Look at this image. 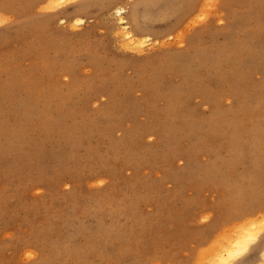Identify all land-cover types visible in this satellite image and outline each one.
Segmentation results:
<instances>
[{
	"label": "rangeland",
	"instance_id": "374dc122",
	"mask_svg": "<svg viewBox=\"0 0 264 264\" xmlns=\"http://www.w3.org/2000/svg\"><path fill=\"white\" fill-rule=\"evenodd\" d=\"M36 1L37 0H31L30 2L28 0H20V1L19 0H2V1H0V35L2 34V37L0 36L1 37L0 38V45L2 44L0 46V52H1V54H0V58H1L0 59V61H1L0 62V71H1L0 72V94H1L0 95V98H1L0 99V106H1L0 107V127H2L1 123L3 122L2 123L3 127L8 128V130H10L13 127L15 128L18 125H20L23 128L25 127L23 131H25V130L27 131V132H25L26 136L24 135L25 138H21L22 141H21V139L15 140L12 143H10L5 136H2V137L0 136V156H1V158H0V176L2 177V179H4V181L6 183V187H10L7 189L5 187V183L3 182V180L0 177V193H1L0 197L2 195V199L0 198V200H1L0 206L2 207V208L0 207V217H1L0 218V264H77V262H80L78 264H84V263L85 264H124V263L125 264H132L136 258L140 259V258L144 257L145 249L148 246H153L155 248L163 246V247L168 248V249L169 248L178 249L181 247V249H180L181 252L178 254L177 259L179 261H182V264H185L186 262H188L186 264H208L204 261H208L211 257L212 258L214 257V258H213V260H209L208 261L209 263L212 261L213 262V263L211 262L212 264H227V263L230 264L229 263L230 262L229 257L231 255L230 253L233 251V247L235 246L236 242L238 241L237 238H238L239 234L237 235V232H239L240 230L246 229L250 225L251 226L257 225V226H256V228H255V226L252 228L249 227L250 230L248 233L254 232V234H256V233H259L261 230L264 229V222H263L264 221V219H263L264 218V207H262L261 210L256 212V214L254 213L255 219L252 220V221H254V223H250L249 225H246L247 224V222H245L246 219L239 220V219H237V217L235 219V216H236L235 214L239 213V208H237V207L241 206V207L250 208L249 206L252 205V202L254 201L253 200L254 196L256 194V192L253 189L254 184H255L254 182L259 180V178L261 181H264V73L260 71V70L264 69V0H256L257 1L256 3L258 4V11L253 13L252 15L249 14L247 16L248 20L246 22V26L248 28L246 27L247 29L246 28L244 30L240 29L238 31H235L236 24H235L234 20L231 18V16H229L230 15L229 11H230L231 5H232V7L236 6L237 8H235V10H238L240 12L243 10H246L244 8H239V5H241L238 3L239 0H223V2H220L222 0H219V1L218 0H209L208 1L209 4L207 3L206 0H202L198 3V7L193 11V13H192L193 15L190 14L188 16V18L185 20V22L180 24L178 27H177L176 23H177L179 16H180L179 13H181L184 10L183 4H181L182 0H179L180 1L179 8L177 7V5H175L176 7L174 5H172V4H176L175 0H161L160 3H158L159 0H124V1L123 0H104V1L103 0H84V1L82 0L83 2H81V0H79V1L78 0H62L63 2H61V0H58L56 3H54L53 8H48L50 5H52L51 2L53 0H46V2H44L45 0H41V1L38 0L37 2ZM84 2L85 3L89 2L88 5H90V8L87 11H85L86 13L81 12L82 14L81 13L77 14L78 12L76 13L75 9L78 8L77 7L78 5L79 6L82 5ZM134 2H139L138 13L136 15L138 16V18L143 17L142 19L140 18V20H142L143 23L146 21L145 24L148 25V29L150 28V31L148 32V34L150 36L152 35L151 37L153 39L155 38L154 40H158L160 42V44H157V45L148 44L145 47V50L141 53H138V52H135V51H132V50L126 48L127 40L125 38H122V35H121V26H122L121 22H120L121 17L117 14V8L126 7L127 10L124 13L123 17L125 19L127 18L126 19L127 21L132 22L133 21V15H132L131 9L129 8V4L134 3ZM166 2H167V4H166ZM25 3L26 4L29 3V4L26 5ZM17 4H18V7H17ZM19 4H21V5H19ZM208 5H210V8H212V9H209ZM36 6H38V7H36ZM35 7H36V9H35ZM173 7L175 9L177 8L178 14L176 13L175 10L172 9ZM180 7H181V10H178V9H180ZM99 8H102L103 10H100ZM110 8H112V10ZM226 8H228V9H226ZM58 9H60V10H58ZM49 11H51V12H49ZM170 12H172V13H170ZM248 12H249V10H247V11H245V13L244 12L243 13L245 15H247ZM28 13L32 14V15H27ZM50 13H51V15H50ZM71 13H73V14L75 13V14L73 15ZM11 14H14V15H11ZM17 15H19L20 18ZM33 15H35V16H33ZM36 15H38L39 17ZM66 15H67V17H66ZM54 16H56V18ZM154 16H155V19H153ZM193 16H195V17H193ZM10 17H12V18H10ZM36 17H37V19H36ZM64 17L68 20H66ZM72 17H74V18H72ZM75 17H77V18H75ZM224 17H226V18H224ZM229 17L231 18V20ZM22 18H27L25 20L26 23L24 22V19H22ZM34 18L36 20H34ZM41 18H42V21H38V20H41ZM78 18L84 19V22L82 24H79L76 21V19H78ZM118 19H119V21H118ZM149 19H150V21H149ZM156 19H158V20H156ZM189 19H191V20H189ZM11 20L13 21V23L15 21V23L13 25H12ZM22 20H23V22H22ZM152 20L154 22H152ZM168 20H170V23H168L169 22ZM188 20H189V22H188ZM32 21L35 23H33ZM46 21L48 22V25L50 27L46 24L47 23ZM30 22L33 23L32 26H31ZM43 22L44 23L46 22V23L44 24ZM21 23H23L24 26H22L23 24H21ZM151 23H152V25H149ZM224 23L227 25H225ZM169 24H171V25H169ZM211 25H213V26L211 27ZM228 25L230 28L228 27ZM252 25H253V27H252ZM11 26H13V27H11ZM14 26H15V29L17 28L15 31L16 34L14 32V30H15ZM17 26H19L20 30L18 29ZM118 26H120V27H118ZM129 26H130L129 27L130 30L134 31L135 27H134L133 22ZM219 26H220V28H219ZM225 26L227 27V29ZM43 27L46 28V30L43 31V29H42ZM47 27H49V29ZM183 27H185V28L187 27V30L185 28L182 29ZM25 28L26 29L28 28V29L25 30ZM30 28H32V29H30ZM204 28H206V29H204ZM47 29L49 30L50 34L46 33L48 31ZM181 29H182V31H181ZM39 30H41V31H39ZM60 30H62L64 33H62V31H60ZM184 30H186V31L184 32ZM216 30H218V31H216ZM226 30L228 32H225ZM231 30H232V32H231ZM17 31L19 34L17 33ZM162 31H163V33H162ZM164 31H166V32H164ZM29 32L32 34H30ZM42 32H44V33H42ZM196 32L199 35H197ZM254 32L257 33L256 34L257 36L254 37L253 40L249 41V38L247 36L249 34L254 33ZM35 33H37V34H35ZM60 33L62 35H60ZM173 33H174V35H173ZM178 33H179V35H178ZM203 33H205L206 35H203ZM48 35H50V36H48ZM80 35H82L81 39H80ZM163 35H165V36H163ZM200 35L202 36V39L201 38L200 39L202 40V42L204 44L205 43L206 44L199 49H206V50L209 49V50H214V51L220 50V52L218 53L219 54L218 56H224L225 55L224 52H226V49H228V47L231 48V49L229 48L230 52H231L233 50L232 46L233 47L239 46V44L240 45L250 44V45H253L255 48V53L257 54V58L251 59V62L258 64L257 69L259 70V72L254 73L250 78L248 77L246 82H245L247 86H243L248 90L249 93L253 94L255 97H252V100L247 101L246 106H244L243 105L244 104L243 99H241L242 97L237 95L238 91H239L238 89L241 87L240 86V87L236 88V90L232 91L234 93L230 92L222 99V113L221 114L225 117L226 112H228L226 110L230 107L228 109L229 110V112H228L229 116L227 114L226 118H229L230 120H232L231 124L236 123L237 126L241 127L239 129V130H241V134H240V138L238 139L239 140L238 143L242 145V151L244 152V154H242V155H238V153L234 150V148H236V146L234 144L235 140L232 139V137L230 135L233 132V128H234L232 125H230L227 129L225 128V130L223 129L224 133H217V132H213L210 129H204V131H198V132L189 134L190 132H188L187 130L185 132V130H183V129H185V127H181L180 131L182 133L179 132V136L182 139L178 140L180 144L173 142L172 139L169 138L168 136H159V134L167 135L163 131L158 129V125L156 126L157 122L160 123L161 121H163L162 118L161 119L158 118V115H159V113L161 115V113L165 110V107H166V100H162L161 97H163V94L170 93V91H172L173 89L182 88L183 86H181L180 81H182L181 78L184 76V74H181L182 76L180 75V77H177V78L176 77L174 78L171 76H166V77L162 78L160 85L158 86L157 89H151V88H147V86L150 84L146 85V87H145V84H143L141 82V80L139 79V76L137 74H135V72L133 70L134 66H140V67H143L144 70H146V71L148 70L147 72L153 71L152 66L151 65L146 66V63H148V62H154L155 63V61H158L162 57L163 53H165V55L167 56L168 55L167 51L169 49H170V51H168L169 54L173 53L172 55L170 54L171 57H177V56L181 55V53L183 51L184 52L182 53L181 56H183V57L192 56L193 54H195V50H194L195 48L192 47V44L195 41V39H198L197 37ZM236 35L237 36L239 35V36L237 37ZM12 36H13V38H12ZM33 36H36V37H33ZM58 36L60 38H58ZM116 37L119 39H117ZM236 37L239 40L236 39ZM240 37H241V39H240ZM41 38H43V40ZM172 38H173V40H172ZM38 39H41V40H38ZM50 39H52V40H50ZM92 39H93V42H92ZM176 39H177V41H176ZM183 39H184V41H182ZM211 39H216V40H211ZM232 39H234V40H232ZM46 40H48V41H46ZM35 41H37V42H35ZM83 41H84V43H83ZM94 41H96V42H94ZM120 41H122V42L120 43ZM85 42L87 45L85 44ZM177 42H178V44H177ZM220 42L221 43L226 42V43L224 45V44H221ZM19 43H20V46H19ZM45 43L50 47H48ZM164 43L169 44V45L163 47L162 44H164ZM66 44H70V45L66 46ZM90 44L92 46H90ZM209 44L212 45L213 47H211ZM23 45H25V46H23ZM88 45H89V47H88ZM42 46L45 48L43 49ZM19 47H21L22 50H21V48L19 50ZM52 47L55 49H53ZM61 47H63V48H61ZM180 47L181 48L183 47V48L180 49ZM89 48H90V50H89ZM177 48H179V49H177ZM9 49H10V51H9ZM30 49H32V50H30ZM24 50L26 51V54H25ZM28 50H30L29 53H28ZM68 50L71 51V53ZM77 51H79V52H77ZM171 51H173V52H171ZM106 52H108V53H106ZM176 52H179V53H176ZM49 53H50V56H49ZM54 54H55V57H54ZM177 54H179V55H177ZM236 54L238 55L239 53L236 52ZM11 55H13V56H11ZM44 55H45V57H44ZM170 55H168V56H170ZM98 56H100V58ZM243 56H244V59L248 58L246 54L244 55V53H243ZM48 57H52V58H48ZM73 57L76 61L73 59ZM129 57H131V58H129ZM7 58H8V60H7ZM92 58H96L100 62L101 65L104 64L101 66L102 71H98L97 69L94 68V66L92 65ZM35 59H36V61H35L36 64H34V62H33V60H35ZM111 59H112V61H110ZM67 60H69V61H67ZM106 60H107V63H106ZM18 61H20L22 63H20ZM50 61H52V62H50ZM104 61H105V63H104ZM197 61H198V59H197ZM108 62H110V63H108ZM2 63H3V65H2ZM29 63H31L30 66H29ZM48 63H50V65ZM68 63H70V64H68ZM74 63H76L77 65H75ZM6 64H8V66ZM27 64H28V66H27ZM56 64H58V66ZM40 65H41V68H39ZM22 66L23 67L25 66V67L23 68ZM52 66H53V69H49V68H52ZM234 67H235V69H234ZM57 68L59 69V71ZM65 68H68V69H65ZM18 69H20V70L18 71ZM23 69H25V70H23ZM40 69H43V70H40ZM69 69L70 70L72 69V70L70 71ZM5 70H6V72H5ZM119 70H120V72H119ZM224 70H225V73L227 76V77H225L224 81L228 82L227 84L230 85L233 83V81H232L233 72L238 70L237 63H235V61H233L232 63L229 62V63L225 64ZM39 71H42V73L44 72L43 75H41L42 73L40 72L41 73L40 74ZM205 71L206 70H204V71L202 70V72H204V74L200 71V73L198 74V78L200 77V79L196 78L197 81L192 82L191 86L192 85L194 86L195 83L196 84L199 83L198 81H200V83H202V82H207L208 80H212V82L214 83L213 84L214 86L212 88H215L216 90L219 89L217 79H215L214 77L212 78L211 75H209V74L207 75V71L206 72ZM33 72H35V73H33ZM129 72H131V73H129ZM31 73H33V74H31ZM113 73H115V74H113ZM67 74L69 76H67ZM108 74H110V75H108ZM259 74H260V76H259ZM55 75H58V76H55ZM90 75H91V78H89ZM12 76H13V78H12ZM14 76L16 78L15 80H14ZM94 76H96V77H94ZM99 76H102V77H99ZM31 77H33V78H31ZM35 77L36 78L38 77V79H35ZM55 77L57 78L58 81H55L56 80ZM74 77H75L76 81L74 80ZM93 77L95 79H93ZM17 78H19V79H17ZM24 78H28V79L26 80ZM8 79H11V80H8ZM39 79H40V81H39ZM80 80H82V81H80ZM83 80H84V82H83ZM44 81H46V82H44ZM102 81H104V82L102 83ZM116 81H118V82H116ZM30 84H31V86H30ZM57 84H60V85L58 86ZM75 84H76V86H75ZM80 84H81V86H80ZM82 84H83V86H82ZM86 84L89 86L85 87V86H87ZM101 84L103 86H101ZM178 84H179V86H178ZM257 84H259V86L262 87L260 91H258ZM2 85L5 87H3ZM71 85H73V86H71ZM62 86H64V87H62ZM1 87H3V90ZM53 87H55V88L57 87V88L55 89ZM64 89L65 90L67 89L68 91L66 90L67 91L66 92ZM87 89H88V91H87ZM169 89H171V90H169ZM215 89L213 91H215ZM25 90H26V93H25ZM72 90H74L73 93H72ZM127 91H128V93H127ZM135 91H136V93H135ZM235 91H236V93H235ZM256 91H258L257 92L258 94L255 93ZM47 92H49V93H47ZM54 92H56V93H54ZM137 92L140 94H138ZM85 93H88V94H85ZM28 94H30V95H28ZM77 94H78V96H77ZM98 94H99V96H98ZM230 95H233V97H231ZM33 96H34V98H33ZM72 96H74V98ZM106 96H107V98H106ZM28 97H30V98H28ZM53 97H54V99H53ZM118 97H120V98H118ZM121 97L123 98V100ZM31 98H33V99H31ZM67 98L68 99L70 98V100H68ZM83 98H84V100H83ZM182 98H183L182 106H189L191 108L189 110V114L192 116H190L188 114H186V115L184 114V116L182 115V118L179 120L181 123H183V124L186 123V119L188 118L187 119L188 122L195 120V123H197V124L202 123V124H205L206 126H208V123L210 121H212L213 118L216 117V114L213 111V106H211L209 104L202 103L201 98H195V100H194V98H192V99L185 98V97H182ZM24 99L27 101H25ZM79 100H80V102H79ZM52 101H53V103L50 105V103ZM58 101H59V103H58ZM82 102H84V103H82ZM123 102H125L126 106ZM14 103H15V105H14ZM66 103H68V105ZM224 105H226V107H224ZM88 106L91 108H89ZM51 108H53V109H51ZM94 108L96 110L97 109L98 110L96 111ZM234 108L236 109L235 111H234ZM29 110H30V112L28 114L27 112ZM71 110H73V111H71ZM53 111H54V113H53ZM70 111L72 112V114H70L71 113ZM132 111H135V112H132ZM154 111L156 113H154ZM231 111H234V113H232ZM73 112L76 113V116H78V114H79L80 117L79 116L76 117L75 113L73 114ZM47 113H49L51 116H52V114H53V116L55 114V116L54 117L52 116L53 120L49 122V125H48L49 128L45 132L46 134L42 135L43 130H41L40 128L42 127V125L45 122L43 114H47ZM239 113H241V114H239ZM86 114L88 115V117ZM100 114H101V116H100ZM234 114H235V116H233ZM14 115H15V117H14ZM17 115H19V116H17ZM237 116H239V117L237 118ZM2 117L5 119H2ZM112 117H114V118H112ZM189 119H190V121H189ZM12 120H13V122H12ZM35 120H36V122H35ZM37 120H38V122H37ZM87 120H89V121H87ZM126 120H128V122ZM153 120H156V121L154 122ZM85 121H87V122H85ZM223 121L224 120H222V122ZM28 122H29V124H27ZM74 123H75V125H74ZM88 123H90V124L92 123L93 125L92 124L90 125ZM7 124H9V127ZM71 124H72V126H71ZM182 126H184V125H182ZM86 128H87V130H86ZM99 128H101V129H99ZM219 128H222V127H219ZM30 129H31V131H30ZM137 129H138V131H137ZM48 130H49V132H48ZM60 130H63L61 132H64V133H61ZM129 130H131V131H129ZM156 130H158V131H156ZM71 131L75 132V134H76L75 138H76L77 144H78V142L80 143V145H78V148H76V151L74 150L75 147L72 146L73 144H71V142H69L68 140L64 141V140H66L64 134L66 132H71ZM32 132H34V133H32ZM77 132L78 133L81 132V133L78 134ZM61 134H63V135H61ZM147 134H148V136H146ZM201 134H204V135L202 136ZM53 136H54V138H53ZM56 136H58V137H56ZM59 136L63 140L61 138H59ZM47 137H49L50 140H47V139H49ZM82 137H84L86 139H84ZM203 137L207 142L204 141V139H202ZM55 138H56V140H54ZM58 138L61 140H59L57 142ZM163 139H164V141H163ZM49 141H51V142H49ZM137 141L140 142L141 144L137 143ZM195 141H197V144H195ZM251 141L259 142V144L262 147L261 151H260V155H259V157H260L259 162H258L255 154L252 153L253 146H251V143H252ZM16 142H17V144H14ZM21 142H23V143H21ZM24 142L26 144H24ZM81 142L84 144L87 143L88 145L90 144L92 146L89 145L90 146L89 147L87 144L81 145L82 144ZM152 142L154 144H152ZM191 142L195 146L196 149H194V146H191L192 145ZM8 143H9V145L10 144L11 145L9 146ZM51 143H53V144L51 145ZM130 143L134 148L130 145ZM54 144L56 147L54 146ZM70 144H71V146H70ZM125 144H128V146ZM144 144H146V145H144ZM188 144L192 147V150L194 149L193 151L192 150L190 151L191 148ZM48 145H49V147H47ZM140 145H142V146L140 147ZM150 145L153 146L154 148L152 147V149H151ZM165 145H167V146H165ZM6 147L8 148V150L10 152L7 150ZM102 147H105V148L102 149ZM147 147L150 148L152 151H150ZM166 147H168V148L165 150ZM17 148H18V151L16 150ZM23 148H24V151H23ZM135 148L138 150V152L141 151L140 153H143L142 154L143 158H142L141 154H140L141 156L139 155L137 150L135 151ZM160 148H162L163 150L161 149L162 151L161 150L158 151V149H160ZM38 149L41 151H39ZM65 149H68V150L65 151ZM98 149L102 150V151H97ZM140 149H142V150H140ZM143 149H145V150L143 151ZM169 149H170V152L166 153L169 151ZM20 150H21V152H20ZM108 150H110V152H108ZM124 150H125V152H123ZM130 150H133L132 151L133 153ZM147 150H149V151H147ZM155 150H157V151H155ZM204 150L205 151L208 150V151L205 152ZM36 151H38V152H36ZM72 151H74V152H72ZM145 151H147V153H145ZM189 151L192 154H194V151H195V154L191 156ZM201 151L203 153H201ZM2 152H4V155L2 154ZM149 152H150V154H149ZM151 152H153V153H151ZM34 153H36V155H34ZM42 153H44V154H42ZM144 153H145V156H144ZM55 154H56V156H55ZM79 154H81L80 155L81 157L79 156ZM167 154L169 155V157ZM175 154H176V156H175ZM2 155H3V158H2ZM25 155H26V158L24 157ZM248 155H249V157H247ZM42 156H44V157H42ZM84 156H86V158H84ZM138 156H139V158H138ZM185 156H186V158H185ZM199 156L201 157V159ZM27 157H28V159H27ZM127 157L129 160L127 159ZM136 157L138 159H135ZM245 157H246V159H245ZM78 158L82 159V161H80L81 163L79 162V160H81V159H78ZM202 158L203 159L207 158V160H203ZM139 159H140L141 163H140ZM23 160H26V161H23ZM75 160H77V161H75ZM125 160H127V161H125ZM130 160H133V163H132V161L129 163ZM172 160H173V162H172ZM70 161L72 162V164L74 163L73 164L74 166L71 165ZM28 162H30V163H28ZM15 163H17V164H15ZM134 163H137V164L135 165ZM13 164H15V165H13ZM98 164L100 166L101 165L102 166L100 167ZM132 164L135 166H133ZM16 165H17V167H16ZM76 165H77V167L79 166L78 169H77ZM187 166L189 168H187ZM11 167H12V169H11ZM84 167L85 168L87 167L89 169L91 168L90 172H89V169L87 170V168L85 169ZM17 169H20V171ZM81 169H83V170H81ZM22 170H23V172H22ZM48 170H49V172H48ZM73 170H74V172H73ZM75 170H77L78 173ZM163 170H164V174H162ZM12 171H14V172H12ZM15 171L17 172V174L15 173ZM70 172H71V174H70ZM81 172L83 173V175H85V173H86V176H83L81 174ZM138 172H139V174H138ZM169 172H170V174H169ZM9 173L11 175H8ZM57 173H59L60 175H58ZM67 174H68V177H67ZM167 174H168V176H167ZM16 175H18V176H16ZM27 175L29 177H26ZM109 175H110V177H108ZM158 175H161V176L159 177ZM7 176H9V177H7ZM15 176L18 179H15ZM126 176H129V177L127 178ZM157 176L160 178V180L156 179ZM20 177H21V179H20ZM34 177L35 178L37 177V178L34 179ZM40 177L43 179H40ZM46 177H49L50 179L49 178L47 179ZM52 177H54L53 178L54 180L52 179ZM69 177H70V179H69ZM166 177H168V179H166ZM8 178H10V179H8ZM83 178H86V179L83 180ZM87 178H89L90 181ZM105 178H107V179H105ZM25 179H27V180H25ZM127 179H129V180H127ZM20 180H22V181H20ZM41 181H43V182H41ZM128 181H129V183H128L129 185L126 184ZM77 182H79L80 185ZM133 182H136V183L134 184ZM143 182H144V185H143ZM69 183H71V184L73 183V185H70ZM158 183H159V185H158ZM137 184L139 185V186H137V188H139V190L138 189L135 190L136 189L135 187ZM155 184H157V185L155 186ZM48 185H49V187L46 188ZM51 185L53 186V188ZM54 185H55V187H54ZM74 185L77 188H75ZM105 185L107 186V188ZM23 186L24 187L27 186L28 189L25 188L24 189L25 191H24ZM72 186H73L74 190H73ZM108 186L110 188H108ZM19 187H22V188L19 189ZM64 187H66V188H64ZM4 188H5V190H4ZM15 188H17L18 191ZM69 188L70 189L72 188L71 191ZM80 188H81V190H80ZM63 189H65V190H63ZM107 189H109L110 192ZM146 189H149L150 191L146 190ZM225 189H227V190H225ZM26 190L28 191L29 194L27 193ZM13 191H15V192H13ZM19 191H21V192H19ZM120 191L124 192L125 194L121 193ZM146 191H149V192H146ZM4 192H6V193H4ZM40 192H42V193H40ZM46 192H48V193H46ZM63 192L64 193L68 192V193L63 194ZM17 193H19L21 196ZM59 193H60L61 197H58ZM142 193H144L145 195H143ZM16 194H17L19 199L17 197H15ZM102 194H104V196L106 198ZM115 194L118 196H116ZM171 194H172V196H171ZM3 195H5V196H3ZM70 195H74V197L70 196ZM136 195H137V197H136ZM111 196H114V197H112V199H111ZM119 196H121V197H119ZM147 197H148L149 201L147 200ZM73 198H74V200H73ZM102 198L105 201L101 200ZM108 198L111 199V200L109 199L110 203L107 200ZM226 198H227V200H226ZM57 199H58V201H57ZM60 199L62 200V202L60 201ZM99 199L101 200V203H98V202H100ZM127 199H129V200H127ZM133 199H134V201H133ZM136 199H137V201H136ZM145 199H146V201H143ZM139 200L140 201L142 200L143 202L142 201L140 202ZM162 200H165V201H162ZM228 200H230L229 203L227 202ZM65 201L67 203H65ZM104 202H105V204H104ZM131 202H133V203L131 204ZM160 202H162L163 204ZM42 203H43V205H42ZM125 203L128 205L127 208L125 207V205H126ZM155 203H157V204H155ZM64 204L66 206H64ZM110 204H112L113 206ZM211 204H212L213 209L210 207ZM59 205H61L62 208H64V209H62L61 206H60V208H58ZM77 205H78V208H77ZM74 206H76V208H74ZM116 206H117V208H115ZM16 207L18 209H16ZM92 207L94 209L91 210ZM106 207H109V208L107 209ZM119 207H121V208H119ZM136 207H138V208H136ZM162 207H164L163 210H162ZM221 207H222V209H221ZM29 208L31 210L33 209L35 211H33V210L31 211ZM57 208H58V210L61 209V211L60 210L58 211ZM246 208H244V209H246ZM50 209H52L51 210L52 212L49 211ZM71 209H73V210H71ZM83 209H85V212ZM106 209H107V211H106ZM120 209H122V210L126 209V210H123V212H122V210H120ZM130 209H132V211ZM63 210H65V212ZM71 211H72V213H71ZM82 211L84 214L82 213ZM120 211H121V213H124V216H123V214H119ZM209 211H211V214ZM58 212L59 213L61 212V213L59 214ZM79 212H81V214ZM108 212H111V213L108 214ZM130 212H132V214ZM218 212H220V213H218ZM114 213L116 215H114ZM15 214H17V215H15ZM24 214H26V216ZM28 214H29L30 218H28ZM51 214H52V216H50ZM61 214H66L65 217L63 216L64 217L63 219L61 218L62 217ZM69 214H71V215L74 214V216L77 218H75L74 216H69ZM160 214H161L162 218H160ZM166 214L168 215L169 218L172 216L170 218L171 220L168 219ZM14 215H15V217H13ZM33 215H35L36 219L34 218ZM48 215L50 217V222H49ZM209 215H210V219H209ZM224 215H227V216H224ZM24 216H25V218H24ZM38 216H39V218H38ZM132 216H133V218H132ZM45 217H46V220H45ZM68 217L69 218L72 217V218L69 219ZM120 217H122V218L120 219ZM126 217H128L130 220L128 219L126 221ZM142 217H144V219ZM217 217H219L218 221H220L221 224H219V222L217 221V219H218ZM224 217H225V219H224ZM40 218H42V219H40ZM58 218H59V220H57ZM148 218H151V219L148 220ZM198 218L201 220H198ZM194 219H195V221H194ZM25 220H27V221L29 220V221L27 222ZM31 220H34L33 225H31L32 224ZM104 220H105V223H103ZM117 220H118V222H117ZM44 221H45V223H44ZM77 221H79V223ZM144 221L147 223H145ZM215 221H217V222H215ZM47 222H48V224L49 223L51 224V225H49L50 227L48 226V224H46ZM120 222L123 224H120ZM234 223H236V224H234ZM52 224H54V225H52ZM150 224H152V226ZM203 224H205V225H203ZM213 224H215V225H213ZM222 224H224V226ZM260 224H262V225H260ZM170 225H172V226H170ZM201 225H203L202 228H201ZM212 226L213 227L215 226L216 228H211ZM234 226H235V229H233V232H231L232 231L231 229L234 228ZM51 227H52V229H49V230L47 229V228H51ZM131 227H132V229H131ZM172 227H173V231H172ZM129 228H130V230H129ZM140 228H141V230H140ZM44 229H46L48 231V233ZM258 230H259V232H258ZM39 231H41V233H39ZM177 231H179V232H177ZM227 232H228V234H227ZM38 233L40 234V236ZM18 235H20V236H18ZM21 235H22V238H21ZM139 235L142 237H140ZM192 235H193V238H190V236H192ZM224 235H226L227 237ZM234 235H236L235 236L236 238L234 237ZM263 235H264V233L261 236H263ZM169 236L171 239L170 243L165 240V239H167L166 237H169ZM204 236H206V238ZM15 237H18V238H15ZM38 237L39 238L41 237L40 240L41 241L43 240L44 242H41L40 240L36 241V239H39ZM138 237H140L141 239L140 238L138 239ZM202 237H203V239H201ZM219 237H220V239H219ZM209 238H210V240L206 241V239H209ZM224 238L227 241H225ZM232 238H234V239H232ZM23 239H26L27 243ZM122 239H124V240H122ZM126 239L130 242L132 241L131 244L129 242L127 243ZM135 240H136V242H135ZM200 240H201V242H202V240H204V241L200 244L199 243ZM229 240H230V242H228ZM69 241H71V242H69ZM216 241L218 243H215ZM72 242L74 244H72ZM182 243H184V244L186 243L185 245H186V247L188 246V248H186L184 244L182 245ZM197 243H199V245ZM28 244H29V246H28ZM44 244H45V246H44ZM116 244L121 245V246L119 247ZM216 244H218V245L215 246ZM222 244H223V246H222ZM68 245H70V246L68 247ZM75 245H77V246H75ZM65 246H67L70 250L68 248H65ZM72 246H74V247H72ZM220 246H222L224 248H222ZM121 248L123 249V251ZM215 248H217V249H215ZM220 248H221V250H220ZM62 250H64V251H62ZM71 250H73V251H71ZM198 250H200V251H198ZM227 250H228V252H227ZM60 251H62V252H60ZM119 251H122V253L120 252L118 254ZM137 252H138V254H137ZM204 252H206V253L208 252L207 255L208 256L210 255V256L207 257L205 255L206 253L204 254ZM211 252H212V255H211ZM71 253H73V254L71 255ZM222 253H223V255H222ZM248 253H250V251ZM75 254H77L79 257ZM188 255H190L192 258ZM193 256H194V258H193ZM204 256H206V257H204ZM225 256H227V257H225ZM44 257L47 258V260H45ZM253 257L256 258L257 257L256 254H253ZM203 258H205L204 261H203ZM222 258H224V260L226 258V261L222 260ZM117 259L119 262L117 261ZM186 259H188V261H186ZM79 260H82L83 263H82V261H79ZM260 260H261V262L263 261L262 264H264V257L263 256H261ZM190 261H191V263H189ZM144 262H145L144 264H150V263L161 264L160 259L156 260L154 258L145 259Z\"/></svg>",
	"mask_w": 264,
	"mask_h": 264
},
{
	"label": "bare ground",
	"instance_id": "6f19581e",
	"mask_svg": "<svg viewBox=\"0 0 264 264\" xmlns=\"http://www.w3.org/2000/svg\"><path fill=\"white\" fill-rule=\"evenodd\" d=\"M0 1H2V0H0ZM20 1V0H19ZM29 2L31 1V0H28ZM38 1V0H37ZM36 1V2H37ZM41 1V0H40ZM58 0H53L51 3H52V5H50L48 8H53V5H54V3H56ZM79 1V0H78ZM84 1V0H83ZM82 0H81V2H83ZM104 1V0H103ZM124 1V0H123ZM160 1L161 0H159L158 1V3H160ZM200 1H202V0H182L181 1V4H183V11L181 12V13H179L180 14V16H179V19H178V21H177V27L180 25V24H182L183 22H185V20L188 18V16L190 15V14H192L193 13V11L198 7V3L200 2ZM207 1V3H208V1L209 0H206ZM219 1V0H218ZM9 2V1H8ZM7 2V3H8ZM35 2V3H36ZM44 2H46V0L44 1ZM61 2H63L62 0H61ZM60 2V3H61ZM220 2H223V0L222 1H220ZM257 1L256 0H239L238 1V3L239 4H241V5H239V8H244V9H246V10H243V11H238V10H235V8H237L236 6H233L232 7V5H231V7H230V11H229V13H230V15L229 16H231V18L234 20V22H235V24H236V27H235V31H238V30H244L247 26H246V22H247V16L249 15V14H253V13H255V12H257L258 11V4L256 3ZM6 3V2H5ZM4 3V4H5ZM11 3V2H10ZM14 3V2H13ZM18 3V2H17ZM34 3V2H33ZM32 3V4H33ZM40 3V2H39ZM59 3V4H60ZM89 3V2H88ZM88 3H83L82 5H78L77 7V9H75V11H76V13L77 14H79V13H81V12H85V11H87L89 8H90V5H88ZM107 3V2H106ZM114 3V2H113ZM119 3V2H118ZM175 3L176 4H172V5H177V7L179 8V6H180V1L179 0H175ZM206 3V4H207ZM215 3V2H214ZM26 4V3H25ZM27 4H29V3H27ZM26 4V5H27ZM105 4V3H104ZM166 4H167V2H166ZM209 4V3H208ZM224 4V3H223ZM19 5H21V4H19ZM24 5V4H23ZM171 5V6H172ZM228 5V4H227ZM7 6V5H6ZM13 6V5H12ZM117 6V5H116ZM169 6V5H168ZM167 6V7H168ZM17 7H18V4H17ZM20 7V6H19ZM28 7V6H27ZM26 7V8H27ZM36 7H38V6H36ZM36 7H35V9H36ZM176 7V6H175ZM228 7V6H227ZM13 8V7H12ZM129 8L131 9V12H132V15H133V24H134V31H131L130 30V24L132 23V22H130V21H127L124 17H123V15H124V13L126 12V10H127V8L126 7H121V8H117V14L121 17L120 18V22H121V35H122V38H125L126 40H127V44H126V48H128V49H130V50H132V51H135V52H138V53H141V52H143L144 50H145V47L148 45V44H153V45H157V44H160V42L158 41V40H154L149 34H148V32L150 31V28L148 29V25L147 24H145L146 23V21L143 23V21L142 20H140V18L142 19L143 17H140V18H138V16L136 15L137 13H138V8H139V2H134V3H130L129 4ZM208 8L209 9H212V8H210V5H208ZM229 8V7H228ZM228 8H226V9H228ZM238 8V9H239ZM21 9V8H20ZM34 9V8H33ZM74 9V8H73ZM100 10H103L102 8H99ZM111 10H112V8H110ZM142 9V8H141ZM173 10H175L176 11V13H177V8L175 9L174 7L172 8ZM5 10V9H4ZM13 10V9H12ZM19 10V9H18ZM39 10V9H38ZM58 10H60V9H58ZM66 10V9H65ZM99 10V11H100ZM110 10V11H111ZM178 10H181V7H180V9H178ZM241 10V9H240ZM247 10H249V12H248V14L247 15H245L244 13H245V11H247ZM63 11V10H62ZM209 11V10H208ZM30 12V11H29ZM38 12V11H37ZM41 12V11H40ZM49 12H51V11H49ZM157 12V11H156ZM244 12V13H243ZM5 13V12H4ZM36 13V12H35ZM86 13V12H85ZM89 13V12H88ZM95 13V12H94ZM170 13H172V12H170ZM203 13V12H202ZM7 14V13H6ZM71 14H73V13H71ZM75 14V13H74ZM73 14V15H74ZM82 14V13H81ZM90 14V13H89ZM178 14V13H177ZM200 14V13H199ZM211 14V13H210ZM5 15V14H4ZM11 15H14V14H11ZM27 15H32V14H27ZM50 15H51V13H50ZM60 15V14H59ZM63 15V14H62ZM86 15V14H85ZM193 15V14H192ZM201 15V14H200ZM199 15V16H200ZM10 16V15H9ZM16 16V15H15ZM14 16V17H15ZM18 17H19V15H17ZM21 16V15H20ZM24 16V15H23ZM33 16H35V15H33ZM36 16H38V15H36ZM71 16V15H70ZM126 16V15H125ZM142 16V15H141ZM156 16V15H155ZM155 16L153 17V19H155ZM3 17V16H2ZM13 17V16H12ZM12 17H10V18H12ZM27 17V16H26ZM39 17V16H38ZM45 17V16H44ZM55 18H56V16H54ZM66 17H67V15H66ZM81 17V16H80ZM89 17V16H88ZM146 17V16H145ZM158 17V16H157ZM156 17V18H157ZM193 17H195V16H193ZM16 18V17H15ZM20 18V17H19ZM29 18V17H28ZM31 18V17H30ZM43 18V17H42ZM42 18H41V20H38V21H42ZM48 18V17H47ZM65 18V17H64ZM72 18H74V17H72ZM75 18H77V17H75ZM217 18V17H216ZM224 18H226V17H224ZM230 18V17H229ZM231 18H230V20H231ZM22 19H24V22H25V20L27 19V18H22ZM36 19H37V17H36ZM35 18H34V20H36ZM66 19V18H65ZM89 19V18H88ZM159 19V18H158ZM158 19H156V20H158ZM192 19V18H191ZM191 19H189V20H191ZM7 20V19H6ZM57 20V19H56ZM66 20H68V19H66ZM155 20V21H156ZM160 20V19H159ZM173 20V19H172ZM189 20H188V22H189ZM224 20V19H223ZM61 21V20H60ZM59 21V22H60ZM76 21L79 23V24H82L83 22H84V19H82V18H78V19H76ZM118 21H119V19H118ZM149 21H150V19H149ZM169 22L168 23H170V20H168ZM221 21V20H220ZM226 21V20H225ZM229 21V20H228ZM10 22V21H9ZM11 22H12V25L15 23V21H14V23H13V21L11 20ZM10 22V23H11ZM22 22H23V20H22ZM33 22V21H32ZM47 22V21H46ZM45 22V23H46ZM72 22V21H71ZM152 22H154L153 20H152ZM211 22V21H210ZM227 22V21H226ZM225 22V23H226ZM26 23V22H25ZM31 23V22H30ZM33 23H35V22H33ZM33 23H31V26H32V24ZM44 23V22H43ZM44 23V24H45ZM67 23V22H66ZM118 23V22H117ZM148 23V22H147ZM160 23V22H159ZM206 23V22H205ZM224 23V24H225ZM7 24V23H6ZM21 24H23V23H21ZM47 25H48V22L46 23ZM86 24V23H85ZM208 24V23H207ZM211 24V23H210ZM222 24V23H221ZM5 25V24H4ZM53 25V24H52ZM58 25V24H57ZM149 25H152V23L151 24H149ZM159 25V24H158ZM166 25V24H165ZM169 25H171V24H169ZM205 25V24H204ZM225 25H227V24H225ZM16 26V25H15ZM15 26H14V29H15ZM22 26H24V24L22 25ZM28 26V25H27ZM26 26V27H27ZM34 26V25H33ZM49 26V25H48ZM84 26V25H83ZM184 26V25H183ZM213 25H211V27H212ZM224 26V25H223ZM11 27H13V26H11ZM18 27V29H19V26H17ZM29 27V26H28ZM50 27V26H49ZM49 27H47L48 29H49ZM118 27H120V26H118ZM132 27V26H131ZM158 27V26H157ZM226 27V26H225ZM228 27H229V25H228ZM252 27H253V25H252ZM255 27V26H254ZM6 28V27H5ZM33 28V27H32ZM32 28H30V29H32ZM55 28V27H54ZM167 28V27H166ZM171 28V27H170ZM174 28V27H173ZM185 27H183L182 29H184ZM193 28V27H192ZM215 28V27H214ZM219 28H220V26H219ZM230 28V27H229ZM248 28V27H247ZM246 28V29H247ZM250 28V27H249ZM17 29V28H16ZM16 29L14 30V32L16 31ZM28 29V28H27ZM26 28H25V30H27ZM43 29V31L44 30H46V28H42ZM47 29V30H48ZM51 29V28H50ZM66 29V28H65ZM68 29V28H67ZM169 29V28H168ZM167 29V30H168ZM182 29H181V31H182ZM186 30H187V27L185 28ZM204 29H206V28H204ZM225 29V28H224ZM223 29V30H224ZM226 29H227V27H226ZM6 30V29H5ZM12 30V29H11ZM20 30V29H19ZM69 30V29H68ZM84 30V29H83ZM154 30V29H153ZM152 30V31H153ZM173 30V29H172ZM186 30H184V32L186 31ZM191 30V29H190ZM215 30V29H214ZM229 30V29H228ZM39 31H41V30H39ZM60 31H62V30H60ZM71 31V30H70ZM76 31V30H75ZM161 31V30H160ZM169 31V30H168ZM177 31V30H176ZM212 31V30H211ZM216 31H218V30H216ZM46 32V31H45ZM156 32V31H155ZM164 32H166V31H164ZM199 32V31H198ZM224 32V31H223ZM225 32H228L227 30L225 31ZM231 32H232V30H231ZM242 32V31H241ZM7 33V32H6ZM9 33V32H8ZM11 33V32H10ZM17 33H18V31H17ZM22 33V32H21ZM30 33V32H29ZM41 33V32H40ZM42 33H44V32H42ZM46 33H49V30L46 32ZM62 33H64L63 31H62ZM90 33V32H89ZM115 33V32H114ZM159 33V32H158ZM161 33V32H160ZM162 33H163V31H162ZM211 33V32H210ZM13 34V33H12ZM15 34H16V32H15ZM19 34V33H18ZM23 34V33H22ZM30 34H32V33H30ZM35 34H37V33H35ZM34 34V35H35ZM50 34V33H49ZM188 34V33H187ZM196 34H197V32H196ZM238 34V33H237ZM257 33H252V34H249L247 37L249 38V41H251V40H253V38L254 37H256L257 35H256ZM59 35V34H58ZM60 35H62L61 33H60ZM173 35H174V33H173ZM178 35H179V33H178ZM197 35H199V34H197ZM203 35H206L205 33H203ZM214 35V34H213ZM1 37H2V34L0 35ZM31 36V35H30ZM45 36V35H44ZM48 36H50V35H48ZM163 36H165V35H163ZM168 36V35H167ZM195 36V35H194ZM237 36V35H236ZM239 36V35H238ZM237 36V37H238ZM0 37V38H1ZM10 37V36H9ZM8 37V38H9ZM33 37H36V36H33ZM32 37V38H33ZM42 37V36H41ZM81 37H82V35H80V39H81ZM174 37V36H173ZM196 37V36H195ZM236 37V39H238ZM12 38H13V36H12ZM49 38V37H48ZM47 38V39H48ZM58 38H60L59 36H58ZM88 38V37H87ZM117 38V37H116ZM166 38V37H165ZM175 38V37H174ZM198 39H195V41L193 42V44H192V47L193 48H195L194 50H195V54H193L192 56H190V57H183V56H181L182 55V53L184 52H182L181 53V55H179V54H177V55H179V56H177V57H171V55L173 54H169V52L168 51H170V49L167 51V53H168V55H170V56H166L165 55V53H163V55H162V57L158 60V61H155V63L154 62H148V63H146V66H148V65H151L152 66V68H153V71H150V72H147L146 70H144L143 69V67H140V66H134V68H133V70H134V72H135V74H137L138 76H139V79L141 80V82L143 83V84H145V87H146V85H148V84H150V85H148L147 86V88H151V89H157L158 88V86L160 85V82H161V80H162V78H164V77H166V76H171V77H180V75L181 74H184V76L181 78L182 79V81H180L179 79V81L181 82V86H183L182 88H176V89H173L172 91H170V93H168V94H163V97H161V99L162 100H166V107H165V110L161 113V115H160V113H159V115H158V118H162L163 119V121H161L160 123L159 122H157V124H156V126L158 125V129H160L161 131H163L165 134H167V135H161V134H159V136H168L169 138H171L172 139V141L173 142H175V143H179V139H182V138H180V136H179V132H181L180 130H181V127H185V129H183V130H185V132H186V130L188 131V132H190L189 134H192V133H195V132H198V131H204V129H210V130H212L213 132H217V133H224V131H223V129L225 130V128L227 129L230 125H232L234 128H233V132L230 134L231 135V137H232V139H234L235 141H234V144H235V146H236V148H234V150L238 153V155H242V154H244V152L242 151V145L241 144H239L238 143V139L240 138V134H241V130H239L241 127L240 126H237V124L236 123H234V124H231V121L232 120H230L229 118H226V116H227V114H228V112H229V108L226 110V111H228V112H226V115H225V117L221 114L222 113V99L228 94V93H230V92H232V91H234V90H236V88H238V87H240L237 91H238V94L237 95H239L240 97H242L241 99H243V102H244V106H246V103H247V101H250V100H252V97H255L253 94H251V93H249L248 92V90L245 88V87H243V86H247L246 85V80H247V78L249 77H251L254 73H256V72H259V70L257 69V67H258V64H255L254 62H251V59H253V58H257V54L255 53V48H254V46L253 45H250V44H247V45H240L239 44V46H235V47H233L232 46V51L230 52V47H228V49H226V52H224L225 53V55L224 56H218L219 54V52H220V50H217V51H214V50H206V49H199V48H201L202 46H204L205 44L202 42V36L200 35V36H198L197 37ZM201 38V39H200ZM212 38V37H211ZM214 38V37H213ZM6 39V38H5ZM36 39V38H35ZM34 39V40H35ZM42 40H43V38H41ZM41 39H38V40H41ZM46 39V38H45ZM62 39V38H61ZM60 39V40H61ZM79 39V38H78ZM117 39H119V38H117ZM164 39V38H163ZM235 39V38H234ZM234 39H232V40H234ZM240 39H241V37H240ZM50 40H52V39H50ZM86 40V39H85ZM88 40V39H87ZM161 40V39H160ZM168 40V39H167ZM172 40H173V38H172ZM211 40H216V39H211ZM239 40V39H238ZM15 41V40H14ZM21 41V40H20ZM29 41V40H28ZM46 41H48V40H46ZM63 41V40H62ZM73 41V40H72ZM176 41H177V39H176ZM182 41H184V39L182 40ZM18 42V41H17ZM35 42H37V41H35ZM74 42V41H73ZM76 42V41H75ZM78 42V41H77ZM82 42V41H81ZM92 42H93V39H92ZM94 42H96V41H94ZM122 41H120V43H121ZM172 42V41H171ZM209 42V41H208ZM207 42V43H208ZM211 42V41H210ZM213 42V41H212ZM217 42V41H216ZM227 42V41H226ZM225 42V43H226ZM4 43V42H3ZM25 43V42H24ZM83 43H84V41H83ZM91 43V42H90ZM98 43V42H97ZM176 43V42H175ZM221 43V42H220ZM225 43L223 42V43H221V44H224L225 45ZM46 44V43H45ZM44 44V45H45ZM49 44V43H48ZM59 44V43H58ZM81 44V43H80ZM85 44H86V42H85ZM94 44V43H93ZM177 44H178V42H177ZM180 44V43H179ZM183 44V43H182ZM215 44V43H214ZM242 44V43H241ZM2 45V44H1ZM0 45V46H1ZM28 45V44H27ZM26 45V46H27ZM47 45V44H46ZM55 45V44H54ZM68 45H70V44H66V46H68ZM78 45V44H77ZM87 45V44H86ZM124 45V44H123ZM169 44H162V46L163 47H165V46H168ZM210 45V44H209ZM220 45V44H219ZM19 46H20V43H19ZM23 46H25V45H23ZM33 46V45H32ZM48 46V45H47ZM61 46V45H60ZM63 46V45H62ZM84 46V45H83ZM82 46V47H83ZM90 46H92L91 44H90ZM160 46V45H159ZM176 46V45H175ZM207 46V45H206ZM205 46V47H206ZM211 47H213L212 45H210ZM223 46V45H222ZM34 47V46H33ZM43 47V46H42ZM48 47H50V46H48ZM58 47V46H57ZM64 47V46H63ZM63 47H61V48H63ZM71 47V46H70ZM80 47V46H79ZM88 47H89V45H88ZM101 47V46H100ZM172 47V46H171ZM18 48V47H17ZM20 48L21 47H19V50H20ZM26 48V47H25ZM40 48V47H39ZM38 48V49H39ZM45 47H43V49H44ZM47 48V47H46ZM53 48V47H52ZM81 48V47H80ZM84 48V47H83ZM173 48V47H172ZM183 48V47H182ZM181 47H180V49H182ZM209 48V47H208ZM216 48V47H215ZM224 48V47H223ZM230 48V49H229ZM27 49V48H26ZM25 49V50H26ZM42 49V50H43ZM49 49V48H48ZM53 49H55V48H53ZM57 49V48H56ZM177 49H179V48H177ZM214 49V48H213ZM21 50H22V48H21ZM24 50V51H25ZM30 50H32V49H30ZM30 50H28V53H29V51ZM51 50V49H50ZM49 50V51H50ZM60 50V49H59ZM88 50V49H87ZM86 50V51H87ZM89 50H90V48H89ZM107 50V49H106ZM172 50V49H171ZM174 50V49H173ZM216 50V49H215ZM9 51H10V49H9ZM37 51V50H36ZM52 51V50H51ZM69 51V50H68ZM179 51V50H178ZM181 51V50H180ZM229 51V52H228ZM13 52V51H12ZM70 53H71V51H69ZM77 52H79V51H77ZM82 52V51H81ZM103 52V51H102ZM171 52H173V51H171ZM236 52H238L239 54L237 55L236 54ZM36 53V52H35ZM47 53V52H46ZM63 53V52H62ZM87 53V52H86ZM106 53H108V52H106ZM176 53H179V52H176ZM223 53V52H222ZM243 53H244V55L246 54L247 55V59H244V56H243ZM0 54H1V52H0ZM25 54H26V51H25ZM67 54V53H66ZM79 54V53H78ZM134 54V53H133ZM3 55V54H2ZM18 55V54H17ZM24 55V54H23ZM61 55V54H60ZM63 55V54H62ZM73 55V54H72ZM77 55V54H76ZM142 55V54H141ZM146 55V54H145ZM240 55V56H239ZM11 56H13V55H11ZM38 56V55H37ZM41 56V55H40ZM49 56H50V53H49ZM66 56V55H65ZM75 56V55H74ZM95 56V55H94ZM3 57V56H2ZM26 57V56H25ZM44 57H45V55H44ZM43 57V58H44ZM54 57H55V54H54ZM99 58H100V56H98ZM115 57V56H114ZM113 57V58H114ZM4 58V57H3ZM16 58V57H15ZM38 58V57H37ZM48 58H52V57H48ZM62 58V57H61ZM65 58V57H64ZM91 58V57H90ZM97 58V57H96ZM96 58H92V65L94 66V68L95 69H97L98 71H102V68H101V66L102 65H104V64H100V62L96 59ZM129 58H131V57H129ZM133 58V57H132ZM1 59V58H0ZM10 59V58H9ZM14 59V58H13ZM25 59V58H24ZM73 59H74V57H73ZM134 59V58H133ZM197 59H198V61H197ZM250 59V60H249ZM7 60H8V58H7ZM38 60V59H37ZM46 60V59H45ZM48 60V59H47ZM53 60V59H52ZM57 60V59H56ZM70 60V59H69ZM69 60H67V61H69ZM75 60V59H74ZM89 60V59H88ZM87 60V61H88ZM5 61V60H4ZM32 61V60H31ZM35 61H36V59L35 60H33V62H34V64H36L35 63ZM76 61V60H75ZM110 61H112V59L110 60ZM233 61H235V63H237V66H238V70H236L235 72H233V74H232V81H233V83L232 84H230V85H228L227 83L228 82H225L224 80H225V77H227L226 76V73H225V70H224V65L225 64H227V63H229V62H233ZM1 62V61H0ZM3 62V61H2ZM14 62V61H13ZM12 62V63H13ZM18 62H20V61H18ZM32 62V63H33ZM50 62H52V61H50ZM58 62V61H57ZM198 62V63H197ZM17 63V62H16ZM20 63H22V62H20ZM40 63V62H39ZM54 63V62H53ZM59 63V62H58ZM62 63V62H61ZM104 63H105V61H104ZM106 63H107V60H106ZM108 63H110V62H108ZM49 65H50V63H48ZM66 64V63H65ZM68 64H70V63H68ZM75 65H77L76 63H74ZM129 64V63H128ZM2 65H3V63H2ZM7 66H8V64H6ZM13 65V64H12ZM31 65V63H29V66ZM57 66H58V64H56ZM73 65V64H72ZM112 65V64H111ZM141 65V64H140ZM27 66H28V64H27ZM33 66V65H32ZM31 66V67H32ZM55 66V65H54ZM69 66V65H68ZM109 66V65H108ZM227 66V65H226ZM235 66V65H234ZM21 67V66H20ZM19 67V68H20ZM23 67V66H22ZM25 67V66H24ZM23 67V68H24ZM34 67V66H33ZM32 67V68H33ZM61 67V66H60ZM65 67V66H64ZM75 67V66H74ZM90 67V66H89ZM105 67V66H104ZM232 67V66H231ZM39 68H41V65H40V67ZM38 68V69H39ZM69 68V67H68ZM68 68H65V69H68ZM108 68V67H107ZM127 68V67H126ZM228 68V67H227ZM49 69H53V66H52V68H49ZM58 69V68H57ZM64 69V70H65ZM76 69V68H75ZM130 69V68H129ZM234 69H235V67H234ZM7 70V69H6ZM6 70H5V72H6ZM20 69H18V71H19ZM23 70H25V69H23ZM31 70V69H30ZM29 70V71H30ZM40 70H43V69H40ZM70 70V69H69ZM72 70V69H71ZM70 70V71H71ZM92 70V69H91ZM155 70V71H154ZM202 70L204 71V70H206L207 71V75L209 74V75H211V77L213 78H215V79H217V81H218V85H219V89H215V88H212L214 85V83L212 82V80H208L207 82H202V83H200V81H198L199 83H195V85L193 86H191V84H192V82H195V81H197L196 80V78H198V74L200 73V71L202 72ZM58 71H59V69H58ZM68 71V70H67ZM205 71V72H206ZM261 72H263L264 73V69L263 70H260ZM1 72V71H0ZM36 72V71H35ZM35 72H33V73H35ZM42 73V71H39V73ZM53 72V71H52ZM51 72V73H52ZM84 72V71H83ZM119 72H120V70H119ZM128 72V71H127ZM227 72V71H226ZM3 73V72H2ZM1 73V74H2ZM33 73H31V74H33ZM40 73V74H41ZM44 73V72H43ZM43 73L41 74V75H43ZM54 73V72H53ZM67 73V72H66ZM75 73V72H74ZM79 73V72H78ZM117 73V72H116ZM129 73H131V72H129ZM203 74H204V72H202ZM201 73V74H202ZM20 74V73H19ZM59 74V73H58ZM113 74H115V73H113ZM200 74V75H201ZM17 75V74H16ZM15 75V76H16ZM37 75V74H36ZM40 75V76H41ZM62 75V74H61ZM76 75V74H75ZM100 75V74H99ZM108 75H110V74H108ZM112 75V74H111ZM126 75V74H125ZM206 75V74H205ZM15 76H14V80L16 79L15 78ZM18 76V75H17ZM33 76V75H32ZM47 76V75H46ZM50 76V75H49ZM55 76H58V75H55ZM66 76V75H65ZM67 76H69L68 74H67ZM89 76V75H88ZM117 76V75H116ZM182 76V75H181ZM259 76H260V74H259ZM2 77V76H1ZM5 77V76H4ZM9 77V76H8ZM34 77V76H33ZM33 77H31V78H33ZM87 77V76H86ZM94 77H96V76H94ZM93 77V79H95ZM99 77H102V76H99ZM108 77V76H107ZM204 77V76H203ZM12 78H13V76H12ZM29 78V77H28ZM28 78H24V79H28ZM56 78V77H55ZM54 78V79H55ZM69 78V77H68ZM89 78H91V75H90V77ZM170 78V77H169ZM168 78V79H169ZM224 78V79H223ZM7 79V78H6ZM17 79H19V78H17ZM23 79V80H24ZM35 79H38V77L36 78L35 77ZM47 79V78H46ZM81 79V78H80ZM84 79V78H83ZM198 79H200V77L198 78ZM8 80H11V79H8ZM74 80L76 81V79H75V77H74ZM164 80V79H163ZM170 80V79H169ZM2 81V80H1ZM13 81V80H12ZM19 81V80H18ZM39 81H40V79H39ZM55 81H58L57 80V78H56V80ZM61 81V80H60ZM80 81H82V80H80ZM88 81V80H87ZM90 81V80H89ZM93 81V80H92ZM105 81V80H104ZM104 81H102V83L104 82ZM167 81V80H166ZM202 81V80H201ZM10 82V81H9ZM22 82V81H21ZM44 82H46V81H44ZM83 82H84V80H83ZM107 82V81H106ZM113 82V81H112ZM116 82H118V81H116ZM165 82V81H164ZM8 83V82H7ZM43 83V82H42ZM57 83V82H56ZM62 83V82H61ZM90 83V82H89ZM114 83V82H113ZM3 84V83H2ZM6 84V83H5ZM4 84V85H5ZM25 84V83H24ZM65 84V83H64ZM88 84V83H87ZM86 84V85H87ZM91 84V83H90ZM139 84V83H138ZM180 84V83H179ZM179 84H178V86H179ZM51 85V84H50ZM55 85V84H54ZM53 85V86H54ZM58 86L60 85V84H57ZM67 85V84H66ZM94 85V84H93ZM3 86V85H2ZM30 86H31V84H30ZM56 86V85H55ZM68 86V85H67ZM71 86H73V85H71ZM75 86H76V84H75ZM80 86H81V84H80ZM79 86V87H80ZM82 86H83V84H82ZM89 85H87V86H85V87H88ZM101 86H103L102 84H101ZM3 87H5V86H3ZM3 87H1L2 88V90H3ZM62 87H64V86H62ZM84 87V88H85ZM97 87V86H96ZM112 87V86H111ZM199 87V88H198ZM257 87H258V91H260L261 90V86H259V84H257ZM22 88V87H21ZM46 88V87H45ZM48 88V87H47ZM51 88V87H50ZM53 88H55V87H53ZM57 88V87H56ZM55 88V89H56ZM73 88V87H72ZM98 88V87H97ZM109 88V87H108ZM242 88V89H241ZM63 89V88H62ZM71 89V88H70ZM82 89V88H81ZM93 89V88H92ZM100 89V88H99ZM98 89V90H99ZM215 89V91H213ZM65 90V89H64ZM67 90V89H66ZM65 90V91H66ZM79 90V89H78ZM128 90V89H127ZM169 90H171V89H169ZM242 90V91H241ZM68 91V90H67ZM66 91V92H67ZM73 91L74 90H72V93H73ZM86 91V90H85ZM87 91H88V89H87ZM94 91V90H93ZM258 91H256L255 93H257ZM9 92V91H8ZM17 92V91H16ZM21 92V91H20ZM101 92V91H100ZM25 93H26V90H25ZM47 93H49V92H47ZM54 93H56V92H54ZM77 93V92H76ZM89 93V92H88ZM88 93H85V94H88ZM125 93V92H124ZM127 93H128V91H127ZM135 93H136V91H135ZM138 93V92H137ZM232 93H234V92H232ZM235 93H236V91H235ZM62 94V93H61ZM103 94V93H102ZM138 94H140V93H138ZM258 94V93H257ZM1 95V94H0ZM28 95H30V94H28ZM60 95V94H59ZM69 95V94H68ZM72 95V94H71ZM82 95V94H81ZM84 95V94H83ZM119 95V94H118ZM122 95V94H121ZM144 95V94H143ZM142 95V96H143ZM26 96V95H25ZM44 96V95H43ZM58 96V95H57ZM66 96V95H65ZM77 96H78V94H77ZM98 96H99V94H98ZM104 96V95H103ZM155 96V95H154ZM231 97H233V95H230ZM229 96V97H230ZM31 97V96H30ZM30 97H28V98H30ZM39 97V96H38ZM42 97V96H41ZM64 97V96H63ZM62 97V98H63ZM73 98H74V96H72ZM76 97V96H75ZM90 97V96H89ZM101 97V96H100ZM182 97H185V98H189V99H192V98H194V100H195V98H201L202 99V103H204V104H209V105H211V106H213V111H214V113L216 114V117L215 118H213L212 119V121H210L209 123H208V126H206L205 124H202V123H199V124H197V123H195V120L194 121H191V122H188L187 121V119H186V123H181L179 120L182 118V115L184 116V114L186 115V114H188V115H190L189 114V110L191 109L189 106H182V104H183V102H182V100H183V98ZM33 98H34V96H33ZM33 98H31V99H33ZM48 98V97H47ZM61 98V97H60ZM106 98H107V96H106ZM118 98H120V97H118ZM122 98V97H121ZM151 98V97H150ZM227 98V97H226ZM1 99V98H0ZM40 99V98H39ZM45 99V98H44ZM53 99H54V97H53ZM68 99V98H67ZM92 99V98H91ZM96 99V98H95ZM152 99V98H151ZM228 99V98H227ZM238 99V98H237ZM25 100V99H24ZM30 100V99H29ZM48 100V99H47ZM50 100V99H49ZM68 100H70V98L68 99ZM74 100V99H73ZM83 100H84V98H83ZM122 100H123V98H122ZM137 100V99H136ZM199 100V99H198ZM233 100V99H232ZM25 101H27V100H25ZM109 101V100H108ZM132 101V100H131ZM135 101V100H134ZM143 101V100H142ZM224 101V100H223ZM230 101V100H229ZM57 102V101H56ZM61 102V101H60ZM68 102V101H67ZM78 102V101H77ZM79 102H80V100H79ZM92 102V101H91ZM98 102V101H97ZM160 102V101H159ZM34 103V102H33ZM53 103V101L50 103V105ZM58 103H59V101H58ZM82 103H84V102H82ZM122 103V102H121ZM124 104H125V102H123ZM45 104V103H44ZM67 105H68V103H66ZM91 104V103H90ZM93 104V103H92ZM119 104V103H118ZM187 104V103H186ZM230 104V103H229ZM14 105H15V103H14ZM46 105V104H45ZM80 105V104H79ZM87 105V104H86ZM110 105V104H109ZM160 105V104H159ZM125 106H126V104H125ZM231 106V105H230ZM233 106V105H232ZM1 107V106H0ZM33 107V106H32ZM56 107V106H55ZM78 107V106H77ZM83 107V106H82ZM81 107V108H82ZM89 107V106H88ZM104 107V106H103ZM109 107V106H108ZM111 107V106H110ZM224 107H226V105H224ZM234 107V106H233ZM4 108V107H3ZM76 108V107H75ZM79 108V107H78ZM89 108H91V107H89ZM112 108V107H111ZM51 109H53V108H51ZM66 109V108H65ZM83 109V108H82ZM95 109V108H94ZM103 109V108H102ZM133 109V108H132ZM142 109V108H141ZM14 110V109H13ZM22 110V109H21ZM56 110V109H55ZM96 110V109H95ZM98 110V109H97ZM96 110V111H97ZM123 110V109H122ZM195 110V109H194ZM236 109L234 108V111H235ZM65 111V110H64ZM67 111V110H66ZM71 111H73V110H71ZM70 111V112H71ZM137 111V110H136ZM150 111V110H149ZM153 111V110H152ZM234 111H231L232 113H234ZM246 111V110H245ZM249 111V110H248ZM4 112V111H3ZM6 112V111H5ZM29 112H30V110L27 112L28 114H29ZM91 112V111H90ZM132 112H135V111H132ZM247 112V111H246ZM7 113V112H6ZM14 113V112H13ZM43 113V112H42ZM52 113V112H51ZM53 113H54V111H53ZM75 112H73V114H74ZM79 113V112H78ZM85 113V112H84ZM154 113H156L155 111H154ZM248 113V112H247ZM16 114V113H15ZM58 114V113H57ZM70 114H72V112L70 113ZM96 114V113H95ZM112 114V113H111ZM239 114H241V113H239ZM26 115V114H25ZM87 115V114H86ZM237 115V114H236ZM17 116H19V115H17ZM39 116V115H38ZM37 116V117H38ZM52 116H53V114H52ZM49 113H47V114H43V117H44V119H45V122H44V124L42 125V127L40 128L41 130H43V132H42V135L44 134H46L45 132L47 131V129L49 128L48 127V125H49V122L50 121H52L53 120V117L55 116V114H54V116L52 117ZM75 116H76V113H75ZM78 116H79V114H78ZM78 116H76V117H78ZM100 116H101V114H100ZM190 116H192V115H190ZM228 116H229V114H228ZM233 116H235V114L233 115ZM11 117V116H10ZM14 117H15V115H14ZM72 117V116H71ZM80 117V116H79ZM86 117V116H85ZM84 117V118H85ZM87 117H88V115H87ZM239 116H237V118H238ZM242 117V116H241ZM112 118H114V117H112ZM141 118V117H140ZM211 118V117H210ZM2 119H5V118H3L2 117ZM20 119V118H19ZM69 119V118H68ZM80 119V118H79ZM92 119V118H91ZM149 119V118H148ZM152 119V118H151ZM232 119V118H231ZM9 120V119H8ZM222 120H224L223 122H222ZM18 121V120H17ZM20 121V120H19ZM80 121V120H79ZM87 121H89V120H87ZM87 121H85V122H87ZM115 121V120H114ZM127 122H128V120H126ZM154 122L156 121V120H153ZM185 121V120H184ZM189 121H190V119H189ZM8 122V121H7ZM12 122H13V120H12ZM25 122V121H24ZM30 122V121H29ZM29 122L27 123V124H29ZM35 122H36V120H35ZM37 122H38V120H37ZM71 122V121H70ZM75 122V121H74ZM77 122V121H76ZM111 122V121H110ZM109 122V123H110ZM150 122V121H149ZM188 122V123H187ZM3 123V122H2ZM1 123V125H2V127H0V136L2 137V136H5L7 139H8V141L10 142V143H12V142H14L15 140H20L21 138H25V132H27L26 130L25 131H23L24 130V128L22 127V126H20V125H18L17 127H13V128H11L10 130H8V128H5V127H3V124ZM126 123V122H125ZM239 123V122H238ZM14 124V123H13ZM21 124V123H20ZM31 124V123H30ZM40 124V123H39ZM65 124V123H64ZM73 124V123H72ZM72 124H71V126H72ZM82 124V123H81ZM88 124H90V123H88ZM92 124V123H91ZM90 124V125H91ZM137 124V123H136ZM151 124V123H150ZM8 125V127H9V124H7ZM6 125V126H7ZM33 125V124H32ZM66 125V124H65ZM68 125V124H67ZM70 125V124H69ZM74 125H75V123H74ZM85 125V124H84ZM93 125V124H92ZM122 125V124H121ZM126 125V124H125ZM128 125V124H127ZM152 125V124H151ZM182 125H184V126H182ZM102 126V125H101ZM147 126V125H146ZM34 127V126H33ZM85 127V126H84ZM122 127V126H121ZM138 127V126H137ZM151 127V126H150ZM219 127H222V128H219ZM35 128V127H34ZM62 128V127H61ZM105 128V127H104ZM119 128V127H118ZM136 128V127H135ZM27 129V128H26ZM37 129V128H36ZM72 129V128H71ZM85 129V128H84ZM99 129H101V128H99ZM39 130V129H38ZM45 130V131H44ZM64 130V129H63ZM63 130H60V132L61 131H63ZM83 130V129H82ZM86 130H87V128H86ZM30 131H31V129H30ZM59 131V130H58ZM84 131V130H83ZM116 131V130H115ZM120 131V130H119ZM129 131H131V130H129ZM137 131H138V129H137ZM156 131H158V130H156ZM48 132H49V130H48ZM57 132V131H56ZM118 132V131H117ZM187 132V133H188ZM32 133H34V132H32ZM61 133H64V132H61ZM78 133V132H77ZM79 133H81V132H79ZM78 133V134H79ZM169 133V134H168ZM182 133V132H181ZM204 133V132H203ZM49 134V133H48ZM56 134V133H55ZM58 134V133H57ZM133 134V133H132ZM208 134V133H207ZM25 135V136H24ZM34 135V134H33ZM52 135V134H51ZM61 135H63V134H61ZM75 132H73V131H71V132H66L65 134H64V136H65V139L66 140H64V141H69V142H71V144H73L72 146L73 147H75V151H76V148H78V145H80V143L78 142V144H77V141H76V138H75ZM150 135V134H149ZM202 136L204 135V134H201ZM206 135V134H205ZM210 135V134H209ZM213 135V134H212ZM86 136V135H85ZM84 136V137H85ZM88 136V135H87ZM111 136V135H110ZM146 136H148V134L146 135ZM145 136V137H146ZM50 137V136H49ZM49 137H47V138H49ZM56 137H58V136H56ZM84 137H82V138H84ZM142 137V136H141ZM205 137V136H204ZM204 137L202 138V139H204ZM229 137V136H228ZM51 138V137H50ZM50 138L49 139H47V140H50ZM53 138H54V136H53ZM59 138H61L60 136H59ZM58 138V140H57V142L59 141V140H61V139H59ZM153 138V137H152ZM40 139V138H39ZM52 139V138H51ZM84 139H86V138H84ZM127 139V138H126ZM146 139V138H145ZM144 139V140H145ZM2 140V139H1ZM41 140V139H40ZM43 140V139H42ZM46 140V141H47ZM54 140H56V138L54 139ZM53 140V141H54ZM63 140V139H62ZM154 140V139H153ZM21 141H22V139H21ZM39 141V140H38ZM94 141V140H93ZM129 141V140H128ZM139 141V140H138ZM137 141V143H140V142H138ZM150 141V140H149ZM155 141V140H154ZM163 141H164V139H163ZM204 141H206L205 139H204ZM209 141V140H208ZM42 142V141H41ZM49 142H51V141H49ZM68 142V143H69ZM95 142V141H94ZM100 142V141H99ZM131 142V141H130ZM143 142V141H142ZM200 142V141H199ZM207 142V141H206ZM252 143H251V146H253V150H252V153L253 154H255V156H256V158H257V160H258V162L260 161V157H259V155H260V151H261V145L259 144V142H256V141H251ZM21 143H23V142H21ZM35 143V142H34ZM39 143V142H38ZM55 143V142H54ZM66 143V142H65ZM67 143V144H68ZM82 143V142H81ZM174 143V144H175ZM3 144V143H2ZM14 144H17V142L16 143H14ZM24 144H26L25 142H24ZM48 144V143H47ZM53 143H51V145H52ZM71 144H70V146H71ZM84 143H82L81 145H83ZM87 144V143H86ZM86 144H84V145H86ZM141 144V143H140ZM152 144H154L153 142H152ZM167 144V143H166ZM173 144V143H172ZM180 144V143H179ZM178 144V145H179ZM191 144H192V142H191ZM195 144H197V141H195ZM199 144V143H198ZM202 144V143H201ZM208 144V143H207ZM210 144V143H209ZM8 145H9V143H8ZM11 145V144H10ZM9 145V146H10ZM34 145V144H33ZM39 145V144H38ZM44 145V144H43ZM50 145V146H51ZM88 145V144H87ZM90 145V144H89ZM88 145V146H89ZM125 145H127L128 146V144H125ZM130 145H131V143H130ZM144 145H146V144H144ZM159 145V144H158ZM176 145V144H175ZM177 145V146H178ZM182 145V144H181ZM189 145V144H188ZM17 146V145H16ZM54 146H55V144H54ZM61 146V145H60ZM90 146H92V145H90ZM89 146V147H90ZM132 146V145H131ZM135 146V145H134ZM138 146V145H137ZM142 145H140V147H141ZM165 146H167V145H165ZM184 146V145H183ZM182 146V147H183ZM190 146V145H189ZM191 146H194L193 144L191 145ZM190 146V151L192 150V147ZM47 147H49V145L47 146ZM56 147V146H55ZM88 147V148H89ZM126 147V146H125ZM133 147V146H132ZM139 147V148H140ZM145 147V146H144ZM150 147H151V149H152V147L153 146H151L150 145ZM159 147V146H158ZM169 147V146H168ZM168 147H166L165 148V150L168 148ZM198 147V146H197ZM203 147V146H202ZM7 148V147H6ZM39 148V147H38ZM83 148V147H82ZM103 148H105V147H102V149ZM127 148V147H126ZM129 148V147H128ZM134 148V147H133ZM143 148V147H142ZM148 148V147H147ZM154 148V147H153ZM163 148V147H162ZM162 148H160V149H158V151L159 150H161ZM21 149V148H20ZM42 149V148H41ZM73 149V148H72ZM101 149V148H100ZM116 149V148H115ZM121 149V148H120ZM150 151H152L150 148H148ZM194 149H196L195 148V146H194ZM193 149V150H194ZM209 149V148H208ZM7 150H8V148H7ZM15 150V149H14ZM17 151H18V148L16 149ZM15 150V151H16ZM39 150V149H38ZM50 150V149H49ZM66 150H68V149H65V151ZM126 150V149H125ZM125 150L123 151V152H125ZM137 149L135 148V151H136ZM140 150H142V149H140ZM145 149H143V151H144ZM149 150H147V151H149ZM163 150V149H162ZM161 150V151H162ZM164 150V151H165ZM192 150V151H193ZM200 150V149H199ZM9 151V150H8ZM23 151H24V148H23ZM39 151H41V150H39ZM58 151V150H57ZM82 151V150H81ZM97 151H102V150H97ZM131 152L133 151V150H130ZM142 151V152H143ZM147 151H145V153H147ZM155 151H157V150H155ZM188 151V150H187ZM189 151V152H190ZM205 151V150H204ZM206 151H208V150H206ZM205 151V152H206ZM10 152V151H9ZM20 152H21V150H20ZM35 152V151H34ZM36 152H38V151H36ZM72 152H74V151H72ZM108 152H110V150H108ZM122 152V153H123ZM137 152H138V150H137ZM136 152V153H137ZM141 152V151H140ZM140 152H138L139 153V155L141 154H143V153H140ZM170 152V149H169V151L168 152H166V153H169ZM186 152V151H185ZM188 152V153H189ZM41 153V152H40ZM67 153V152H66ZM77 153V152H76ZM133 153V152H132ZM135 153V152H134ZM137 153V154H138ZM145 153H144V156H145ZM151 153H153V152H151ZM160 153V152H159ZM158 153V154H159ZM165 153V152H164ZM172 153V152H171ZM197 153V152H196ZM201 153H203L202 151H201ZM2 154L4 155V152H2ZM42 154H44V153H42ZM41 154V155H42ZM46 154V153H45ZM75 154V153H74ZM149 154H150V152H149ZM178 154V153H177ZM190 154H191V156L192 155H194L195 154V151H194V154H192L191 152H190ZM3 155H2V158H3ZM30 155V154H29ZM34 155H36V153H34ZM78 155V154H77ZM81 154H79V156H80ZM83 155V154H82ZM140 155V156H141ZM161 155V154H160ZM159 155V156H160ZM166 155V154H165ZM164 155V156H165ZM168 155V154H167ZM201 155V154H200ZM207 155V154H206ZM52 156V155H51ZM55 156H56V154H55ZM75 156V155H74ZM157 156V155H156ZM175 156H176V154H175ZM203 156V155H202ZM25 158H26V155L24 156ZM42 157H44V156H42ZM81 157V156H80ZM106 157V156H105ZM167 157V156H166ZM165 157V158H166ZM168 157H169V155H168ZM174 157V156H173ZM194 157V156H193ZM192 157V158H193ZM197 157V156H196ZM200 157V156H199ZM247 157H249V155L247 156ZM0 158H1V156H0ZM84 158H86V156H84ZM131 158V157H130ZM134 158V157H133ZM138 158H139V156H138ZM137 157L135 158V159H138ZM142 158H143V155H142ZM141 158V159H142ZM160 158V157H159ZM185 158H186V156H185ZM6 159V158H5ZM27 159H28V157H27ZM35 159V158H34ZM73 159V158H72ZM78 159H81V158H78ZM127 159H128V157H127ZM132 159V158H131ZM164 159V158H163ZM174 159V158H173ZM199 159V158H198ZM200 159H201V157H200ZM199 159V160H200ZM203 159V158H202ZM245 159H246V157H245ZM49 160V159H48ZM58 160V159H57ZM129 160V159H128ZM179 160V159H178ZM196 160V159H195ZM203 160H207V158L205 159H203ZM23 161H26V160H23ZM42 161V160H41ZM75 161H77V160H75ZM80 161H82V159L81 160H79V162ZM87 161V160H86ZM125 161H127V160H125ZM132 161V163H133V160H130L129 161V163ZM139 161H140V159H139ZM181 161V160H180ZM183 161V160H182ZM246 161V160H245ZM248 161V160H247ZM18 162V161H17ZM71 162V161H70ZM172 162H173V160H172ZM188 162V161H187ZM193 162V161H192ZM257 162V163H258ZM28 163H30V162H28ZM35 163V162H34ZM81 163V162H80ZM85 163V162H84ZM94 163V162H93ZM96 163V162H95ZM138 163V162H137ZM137 163H134L135 165L137 164ZM140 163H141V161H140ZM143 163V162H142ZM182 163V162H181ZM189 163V162H188ZM15 164H17V163H15ZM15 164H13V165H15ZM23 164V163H22ZM74 164V163H73ZM72 164V162H71V165H73ZM11 165V164H10ZM19 165V164H18ZM27 165V164H26ZM84 165V164H83ZM89 165V164H88ZM99 165V164H98ZM130 165V164H129ZM133 165V164H132ZM135 165H133V166H135ZM181 165V164H180ZM192 165V164H191ZM190 165V166H191ZM9 166V165H8ZM12 166V165H11ZM23 166V165H22ZM74 166V165H73ZM72 166V167H73ZM81 166V165H80ZM100 166V165H99ZM102 166V165H101ZM100 166V167H101ZM16 167H17V165H16ZM50 167V166H49ZM76 167H77V165H76ZM75 167V168H76ZM108 167V166H107ZM15 168V167H14ZM46 168V167H45ZM79 168V166L77 167V169ZM85 168V167H84ZM87 168V167H86ZM85 168V169H86ZM98 168V167H97ZM104 168V167H103ZM187 168H189L188 166H187ZM11 169H12V167H11ZM49 169V168H48ZM58 169V168H57ZM56 169V170H57ZM71 169V168H70ZM89 168H87V170H88ZM91 169V168H90ZM90 169H89V172H90ZM93 169V168H92ZM96 169V168H95ZM171 169V168H170ZM8 170V169H7ZM17 170H19L20 171V169H17ZM16 170V171H17ZM25 170V169H24ZM72 170V169H71ZM81 170H83V169H81ZM80 170V171H81ZM97 170V169H96ZM15 171V173L17 174V172ZM18 171V172H19ZM53 171V170H52ZM55 171V170H54ZM75 171H77V170H75ZM79 171V172H80ZM86 171V170H85ZM95 171V170H94ZM98 171V170H97ZM12 172H14V171H12ZM22 172H23V170H22ZM21 172V173H22ZM26 172V171H25ZM24 172V173H25ZM48 172H49V170H48ZM73 172H74V170H73ZM14 173V174H15ZM20 173V172H19ZM28 173V172H27ZM45 173V172H44ZM56 173V172H55ZM65 173V172H64ZM77 173H78V171H77ZM98 173V172H97ZM166 173V172H165ZM13 174V175H14ZM34 174V173H33ZM43 174V173H42ZM58 175H60L59 173H57ZM70 174H71V172H70ZM76 174V173H75ZM81 174L83 175V173L81 172ZM80 174V175H81ZM138 174H139V172H138ZM158 174V173H157ZM162 174H164V170L162 171ZM169 174H170V172H169ZM5 175V174H4ZM8 175H11L10 173L8 174ZM12 175V176H13ZM23 175V174H22ZM63 175V174H62ZM119 175V174H118ZM6 176V175H5ZM4 176V177H5ZM16 176H18V175H16ZM16 176H15V179H18V178H16ZM25 176V175H24ZM52 176V175H51ZM64 176V175H63ZM83 176H86V173H85V175H83ZM159 177L161 176V175H158ZM157 176V177H158ZM167 176H168V174H167ZM1 177V176H0ZM7 177H9V176H7ZM22 177V176H21ZM21 177H20V179H21ZM26 177H29L28 175L26 176ZM39 177V176H38ZM43 177V176H42ZM50 177V176H49ZM49 177H46L47 179L49 178ZM67 177H68V174H67ZM78 177V176H77ZM76 177V178H77ZM89 177V176H88ZM98 177V176H97ZM107 177V176H106ZM108 177H110V175L108 176ZM127 178L129 177V176H126ZM156 177V179H158V180H160V178L158 177L157 178ZM170 177V176H169ZM33 178V177H32ZM37 178V177H36ZM35 177H34V179H36ZM44 178V177H43ZM43 178H41L40 177V179H43ZM45 178V179H46ZM51 178V177H50ZM49 178V179H50ZM54 177H52V179H53ZM60 178V177H59ZM74 178V177H73ZM96 178V177H95ZM1 179H2V177H1ZM6 179V178H5ZM8 179H10V178H8ZM24 179V178H23ZM28 179V178H27ZM27 179H25V180H27ZM31 179V178H30ZM33 179V180H34ZM44 179V180H45ZM56 179V178H55ZM69 179H70V177H69ZM84 179H86V178H83V180ZM87 179H89V178H87ZM99 179V178H98ZM105 179H107V178H105ZM109 179V178H108ZM166 179H168V177H166ZM187 179V178H186ZM3 180V182L5 183V181H4V179H2ZM7 180V179H6ZM13 180V179H12ZM43 180V181H44ZM54 180V179H53ZM58 180V179H57ZM75 180V179H74ZM127 180H129V179H127ZM137 180V179H136ZM153 180V179H152ZM15 181V180H14ZM20 181H22V180H20ZM37 181V180H36ZM43 181H41V182H43ZM68 181V180H67ZM66 181V182H67ZM78 181V180H77ZM88 181V180H87ZM89 181H90V179H89ZM97 181V180H96ZM162 181V180H161ZM13 182V181H12ZM46 182V181H45ZM107 182V181H106ZM138 182V181H137ZM160 182V181H159ZM58 183V182H57ZM74 183V182H73ZM73 183L71 184V183H69L70 185H73ZM77 183H79V182H77ZM123 183V182H122ZM125 183V182H124ZM129 183V181L126 183V184H128ZM131 183V182H130ZM134 184L136 183V182H133ZM255 184H254V187H253V189H254V191L256 192V194H255V196H254V201L252 202V205L251 206H249L250 208H246V207H241V206H239V207H237V208H239V213L238 214H235L236 216H235V219H236V217H237V219H239V220H243V219H246V221L245 222H247V224L246 225H249L250 223H254V221H252L253 219H255L254 218V213L256 214V212H258L259 210H261L262 209V207H264V181H261L260 180V178H259V180H257V181H255L254 182ZM26 184V183H25ZM29 184V183H28ZM85 184V183H84ZM132 184V183H131ZM130 184V185H131ZM175 184V183H174ZM196 184V183H195ZM27 185V184H26ZM53 185V184H52ZM51 185V186H52ZM59 185V184H58ZM79 185H80V183H79ZM82 185V184H81ZM107 185V184H106ZM105 185V186H106ZM129 185V184H128ZM143 185H144V182H143ZM142 185V186H143ZM157 184H155V186H156ZM158 185H159V183H158ZM161 185V184H160ZM3 186V185H2ZM57 186V185H56ZM60 186V185H59ZM110 186V185H109ZM108 186V188H110ZM137 186H139L138 184L136 185V189L135 190H139V188H137ZM147 186V185H146ZM145 186V187H146ZM5 187H6V183H5ZM40 187V186H39ZM49 187V185L46 187V188H48ZM54 187H55V185H54ZM74 187H75V185H74ZM102 187V186H101ZM130 187V186H129ZM2 188V187H1ZM7 189L8 188H10V187H6ZM20 188H22V187H19V189ZM28 189L27 188V186L26 187H24L23 186V190L24 189ZM52 188H53V186H52ZM64 188H66V187H64ZM68 188V187H67ZM72 188H73V186H72ZM71 188V189H72ZM75 188H77V187H75ZM82 188V187H81ZM81 188H80V190H81ZM91 188V187H90ZM106 188H107V186H106ZM141 188V187H140ZM155 188V187H154ZM16 190H17V188H15ZM35 189V188H34ZM38 189V188H37ZM36 189V190H37ZM70 189V188H69ZM68 189V190H69ZM71 189H70V191H71ZM94 189V188H93ZM92 189V190H93ZM112 189V188H111ZM142 189V188H141ZM164 189V188H163ZM224 189V188H223ZM4 190H5V188H4ZM61 190V189H60ZM63 190H65V189H63ZM73 190H74V188H73ZM108 191H109V189H107ZM116 190V189H115ZM118 190V189H117ZM146 190H149V189H146ZM157 190V189H156ZM225 190H227V189H225ZM2 191V190H1ZM18 191V190H17ZM25 191V190H24ZM27 191V190H26ZM69 191V192H70ZM95 191V190H94ZM100 191V190H99ZM104 191V190H103ZM150 191V190H149ZM149 191H146V192H149ZM159 191V190H158ZM13 192H15V191H13ZM19 192H21V191H19ZM23 192V191H22ZM31 192V191H30ZM60 192V191H59ZM74 192V191H73ZM78 192V191H77ZM110 192V191H109ZM115 192V191H114ZM121 192V191H120ZM144 192V191H143ZM145 192V193H146ZM163 192V191H162ZM227 192V191H226ZM4 193H6V192H4ZM27 193H28V191H27ZM40 193H42V192H40ZM46 193H48V192H46ZM51 193V192H50ZM57 193V192H56ZM55 193V194H56ZM65 193H68V192H65ZM64 192H63V194H65ZM75 193V192H74ZM83 193V192H82ZM86 193V192H85ZM98 193V192H97ZM103 193V192H102ZM116 193V192H115ZM118 193V192H117ZM121 193H124V192H121ZM138 193V192H137ZM228 193V192H227ZM1 194V193H0ZM9 194V193H8ZM17 194H19V193H17ZM17 194H16V196L15 197H17L18 198V196H17ZM26 194V193H25ZM29 194V193H28ZM39 194V193H38ZM52 194V193H51ZM62 194V193H61ZM108 194V193H107ZM120 194V193H119ZM125 194V193H124ZM123 194V195H124ZM127 194V193H126ZM143 195H145L144 193H142ZM163 194V193H162ZM175 194V193H174ZM10 195V194H9ZM20 195V194H19ZM27 195V194H26ZM78 195V194H77ZM103 196H104V194H102ZM109 195V194H108ZM112 195V194H111ZM116 195V194H115ZM122 195V196H123ZM194 195V194H193ZM3 196H5V195H3ZM11 196V195H10ZM21 196V195H20ZM19 196V197H20ZM36 196V195H35ZM64 196V195H63ZM70 196H73L74 197V195H70ZM102 196V197H103ZM110 196V195H109ZM116 196H118V195H116ZM128 196V195H127ZM139 196V195H138ZM171 196H172V194H171ZM226 196V195H225ZM58 197H61L60 196V193H59V196ZM105 197V196H104ZM112 197H114V196H111V199H112ZM119 197H121V196H119ZM136 197H137V195H136ZM167 197V196H166ZM169 197V196H168ZM1 199H2V195H1V197H0ZM106 198V197H105ZM145 198V197H144ZM16 199V198H15ZM19 199V198H18ZM21 199V198H20ZM43 199V198H42ZM62 199V198H61ZM60 199V201L62 202V200ZM86 199V198H85ZM110 198H108L107 200H108V202L111 200H109ZM166 199V198H165ZM169 199V198H168ZM167 199V200H168ZM225 199V198H224ZM229 199V198H228ZM13 200V199H12ZM66 200V199H65ZM73 200H74V198H73ZM100 200V199H99ZM101 200H104L103 198L101 199ZM101 200H100V202H98V203H101ZM127 200H129V199H127ZM147 200L149 201V199H148V197H147ZM151 200V199H150ZM226 200H227V198H226ZM1 201V200H0ZM22 201V200H21ZM57 201H58V199H57ZM56 201V202H57ZM105 201V200H104ZM120 201V200H119ZM131 201V200H130ZM133 201H134V199H133ZM136 201H137V199H136ZM135 201V202H136ZM140 201V200H139ZM142 201V200H141ZM140 201V202H141ZM143 201H146V199L145 200H143ZM142 201V202H143ZM162 201H165V200H162ZM173 201V200H172ZM229 201L230 200H228L227 202L229 203ZM72 202V201H71ZM74 202V201H73ZM124 202V201H123ZM126 202V201H125ZM157 202V201H156ZM65 203H67L66 201H65ZM103 203V202H102ZM110 203V202H109ZM133 202H131V204H132ZM160 203H162V202H160ZM168 203V202H167ZM19 204V203H18ZM89 204V203H88ZM87 204V205H88ZM104 204H105V202H104ZM117 204V203H116ZM126 204V203H125ZM130 204V203H129ZM141 204V203H140ZM155 204H157V203H155ZM163 204V203H162ZM217 204V203H216ZM8 205V204H7ZM17 205V204H16ZM42 205H43V203H42ZM50 205V204H49ZM68 205V204H67ZM110 205H112V204H110ZM225 205V204H224ZM223 205V206H224ZM231 205V204H230ZM60 206L61 205H59L58 206V208H60ZM64 206H66L65 204H64ZM85 206V205H84ZM107 206V205H106ZM109 206V205H108ZM113 206V205H112ZM127 204L125 205V207L127 208ZM218 206V205H217ZM1 207V206H0ZM4 207V206H3ZM12 207V206H11ZM18 207V206H17ZM16 207V209H18ZM57 207V206H56ZM87 207V206H86ZM97 207V206H96ZM102 207V206H101ZM105 207V206H104ZM124 207V206H123ZM211 208H212V204H211V206H210ZM2 208V207H1ZM6 208V207H5ZM13 208V207H12ZM31 208V207H30ZM29 208V209H30ZM58 208H57V210H58ZM61 208H62V206H61ZM72 208V207H71ZM74 208H76V206H74ZM77 208H78V205H77ZM107 209L109 208V207H106ZM114 208V207H113ZM115 208H117V206L115 207ZM114 208V209H115ZM119 208H121V207H119ZM136 208H138V207H136ZM226 208V207H225ZM244 208H246V209H244ZM62 209H64V208H62ZM92 209H94L93 207L91 208V210ZM107 209H106V211H107ZM135 209V208H134ZM161 209V208H160ZM164 209V207H162V210ZM213 209V208H212ZM221 209H222V207H221ZM3 210V209H2ZM6 210V209H5ZM10 210V209H9ZM14 210V209H13ZM31 210V209H30ZM33 210V209H32ZM31 210V211H32ZM52 209H50L49 211H51ZM60 211H61V209H59ZM58 210V211H59ZM71 210H73V209H71ZM84 210V212H85V209H83ZM120 210H122V209H120ZM123 210H126V209H123ZM123 210H122V212H123ZM131 211H132V209H130ZM161 210V211H162ZM247 210V211H246ZM4 211V210H3ZM7 211V210H6ZM16 211V210H15ZM33 211H35V210H33ZM64 212H65V210H63ZM70 211V210H69ZM77 211V210H76ZM75 211V212H76ZM90 211V210H89ZM113 211V210H112ZM111 211V212H112ZM119 211V210H118ZM134 211V210H133ZM198 211V210H197ZM215 211V210H214ZM221 211V210H220ZM223 211V210H222ZM238 211V210H237ZM24 212V211H23ZM43 212V211H42ZM52 212V211H51ZM67 212V211H66ZM111 212H108V214L109 213H111ZM125 212V211H124ZM138 212V211H137ZM163 212V211H162ZM199 212V211H198ZM210 212V214H211V211H209ZM236 212V211H235ZM8 213V212H7ZM33 213V212H32ZM50 213V212H49ZM56 213V212H55ZM54 213V214H55ZM59 213V212H58ZM61 213V212H60ZM59 213V214H60ZM71 213H72V211H71ZM74 213V212H73ZM80 214H81V212H79ZM82 213H83V211H82ZM92 213V212H91ZM131 214H132V212H130ZM164 213V212H163ZM218 213H220V212H218ZM6 214V213H5ZM4 214V215H5ZM57 214V213H56ZM58 214V215H59ZM84 214V213H83ZM99 214V213H98ZM119 214H123V216H124V213H121V211L119 212ZM135 214V213H134ZM137 214V213H136ZM165 214V213H164ZM170 214V213H169ZM222 214V213H221ZM3 215V214H2ZM1 215V216H2ZM11 215V214H10ZM15 215H17V214H15ZM15 215L13 216V217H15ZM25 216H26V214H24ZM31 215V214H30ZM37 215V214H36ZM62 215V219L65 217V215L66 214H61ZM88 215V214H87ZM114 215H116L115 213H114ZM127 215V214H126ZM125 215V216H126ZM130 215V214H129ZM128 215V216H129ZM138 215V214H137ZM200 215V214H199ZM198 215V216H199ZM217 215V214H216ZM25 216H24V218H25ZM34 216V218H35V215H33ZM50 216H52V214L50 215ZM56 216V215H55ZM60 216V215H59ZM64 216V217H63ZM69 216H74V214L73 215H71V214H69ZM80 216V215H79ZM99 216V215H98ZM122 216V217H123ZM131 216V215H130ZM129 216V217H130ZM166 216L168 217V215L166 214ZM165 216V217H166ZM214 216V215H213ZM218 216V215H217ZM224 216H227V215H224ZM3 217V216H2ZM12 217V216H11ZM12 217V218H13ZM37 217V216H36ZM48 217H49V215H48ZM75 217V216H74ZM119 217V216H118ZM122 217H120V219L122 218ZM155 217V216H154ZM166 217V218H167ZM172 217V216H171ZM170 217V218H171ZM229 217V216H228ZM253 217V218H252ZM1 218V217H0ZM28 218H30L29 217V214H28ZM32 218V217H31ZM33 218V219H34ZM38 218H39V216H38ZM37 218V219H38ZM44 218V217H43ZM53 218V217H52ZM60 218V217H59ZM59 218L57 219V220H59ZM60 218V219H61ZM69 218V217H68ZM72 218V217H71ZM71 218H69V219H71ZM75 218H77V217H75ZM131 218V217H130ZM132 218H133V216H132ZM143 219H144V217H142ZM160 218H162L161 217V214H160ZM169 217H168V219H170ZM186 218V217H185ZM190 218V217H189ZM197 218V217H196ZM218 218V219H217ZM216 219H217V221L219 220V217H217ZM263 218V217H262ZM3 219V218H2ZM1 219V220H2ZM27 219V218H26ZM36 219V218H35ZM40 219H42V218H40ZM115 219V218H114ZM118 219V218H117ZM125 219V218H124ZM123 219V220H124ZM129 218L128 217H126V221L128 220ZM149 219H151V218H148V220ZM154 219V218H153ZM152 219V220H153ZM209 219H210V215H209ZM224 219H225V217H224ZM264 219V218H263ZM45 220H46V217H45ZM78 220V219H77ZM80 220V219H79ZM119 220V219H118ZM118 220H117V222H118ZM130 220V219H129ZM171 220V219H170ZM190 220V219H189ZM188 220V221H189ZM198 220H201V219H199L198 218ZM233 220V219H232ZM25 221H27V220H25ZM29 221V220H28ZM27 221V222H28ZM61 221V220H60ZM59 221V222H60ZM70 221V220H69ZM125 221V222H126ZM147 221V220H146ZM173 221V220H172ZM194 221H195V219H194ZM217 221H215V222H217ZM231 221V220H230ZM234 221V220H233ZM236 221V220H235ZM258 221V220H257ZM38 222V221H37ZM49 222H50V217H49ZM57 222V221H56ZM72 222V221H71ZM78 223H79V221H77ZM82 222V221H81ZM122 222V221H121ZM120 222V224H123V223H121ZM145 222V221H144ZM149 222V221H148ZM170 222V221H169ZM202 222V221H201ZM219 222V224H221L220 223V221H218ZM249 222V223H248ZM264 222V221H263ZM32 223V224H31ZM31 225H33V223H34V220H31ZM44 223H45V221H44ZM70 223V222H69ZM68 223V224H69ZM103 223H105V220H104V222ZM112 223V222H111ZM116 223V222H115ZM127 223V222H126ZM145 223H147V222H145ZM150 223V222H149ZM224 223V222H223ZM27 224V223H26ZM46 224H48V222L46 223ZM56 224V223H55ZM67 224V225H68ZM129 224V223H128ZM169 224V223H168ZM174 224V223H173ZM216 224V223H215ZM215 224H213V225H215ZM234 224H236V223H234ZM45 225V224H44ZM49 225H51L50 223L48 224V226ZM52 225H54V224H52ZM103 225V224H102ZM151 226H152V224H150ZM197 225V224H196ZM199 225V224H198ZM203 225H205V224H203ZM203 225H201V228H202V226ZM217 225V224H216ZM223 226H224V224H222ZM260 225H262V224H260ZM105 226V225H104ZM149 226V225H148ZM170 226H172V225H170ZM195 226V225H194ZM207 226V225H206ZM218 226V225H217ZM222 226V227H223ZM255 226V225H254ZM254 226H246L247 228L246 229H244V230H240L239 232H237V235H238V241L236 242V244H235V246L233 247V251L230 253L231 255H230V264H262V262H261V260H260V258H261V256H263L264 257V235L263 236H261L263 233H264V229L263 230H261L260 232H259V230H258V232L259 233H256V234H254V232H250V233H248L249 232V230H250V228H252V227H254ZM257 226V225H256ZM256 226H255V228H256ZM46 227V226H45ZM50 227V226H49ZM209 227V226H208ZM207 227V228H208ZM250 227V228H249ZM123 228V227H122ZM205 228V227H204ZM211 228H216L215 226L213 227H211ZM254 228V229H255ZM263 228V227H262ZM48 230L49 229H52V227L51 228H47ZM128 229V228H127ZM126 229V230H127ZM131 229H132V227H131ZM206 229V228H205ZM233 229H235V226H234V228H232L231 230V232H233ZM44 230H46V229H44ZM129 230H130V228H129ZM140 230H141V228H140ZM196 230V229H195ZM200 230V229H199ZM202 230V229H201ZM27 231V230H26ZM43 231V230H42ZM47 231V230H46ZM73 231V230H72ZM75 231V230H74ZM172 231H173V227H172ZM237 231V230H236ZM161 232V231H160ZM177 232H179V231H177ZM205 232V231H204ZM39 233H41V231H39ZM38 233V234H39ZM43 233V232H42ZM47 233H48V231H47ZM37 234V235H38ZM152 234V233H151ZM216 234V233H215ZM227 234H228V232H227ZM226 234V235H227ZM236 234V233H235ZM15 235V234H14ZM23 235V234H22ZM22 235H21V238H22ZM36 235V236H37ZM141 235V234H140ZM139 235V236H140ZM195 235V234H194ZM198 235V234H197ZM203 235V234H202ZM201 235V236H202ZM214 235V234H213ZM222 235V234H221ZM226 235H224V236H226ZM17 236V235H16ZM18 236H20V235H18ZM24 236V235H23ZM35 236V237H36ZM39 236H40V234H39ZM149 236V235H148ZM160 236V235H159ZM182 236V235H181ZM180 236V237H181ZM236 235H234V237H235ZM34 237V238H35ZM140 237H142V236H140ZM140 237H138V239L140 238ZM174 237V236H173ZM205 238H206V236H204ZM223 237V236H222ZM227 237V236H226ZM15 238H18V237H15ZM27 238V237H26ZM31 238V237H30ZM39 238V237H38ZM150 238V237H149ZM167 239H165L167 242H171V239H170V236L169 237H166ZM190 238H193V235L192 236H190ZM236 238V237H235ZM261 238V239H260ZM41 239V237L39 238V239H36V241L38 240H40ZM55 239V238H54ZM65 239V238H64ZM141 239V238H140ZM158 239V238H157ZM201 239H203V237L201 238ZM218 239V238H217ZM219 239H220V237H219ZM230 239V238H229ZM232 239H234V238H232ZM260 239V240H259ZM22 240V239H21ZM26 243H27V241H26V239H23ZM29 240V239H28ZM35 240V239H34ZM115 240V239H114ZM122 240H124V239H122ZM207 240H210V238L209 239H206V241ZM224 240H225V238H224ZM23 241V242H24ZM41 241V240H40ZM116 241V240H115ZM114 241V242H115ZM126 241H127V243L129 242L130 244H131V242L130 241H128L127 239H126ZM141 241V240H140ZM189 241V240H188ZM204 240H202V242H203ZM225 241H227V240H225ZM30 242V241H29ZM41 242H44L43 240L41 241ZM40 242V243H41ZM46 242V241H45ZM69 242H71V241H69ZM135 242H136V240H135ZM198 242V241H197ZM201 242V240H200V244L202 243ZM220 242V241H219ZM222 242V241H221ZM228 242H230V240L228 241ZM35 243V242H34ZM49 243V242H48ZM122 243V242H121ZM190 243V242H189ZM196 243V242H195ZM199 243H197L198 245H199ZM215 243H218L217 241L215 242ZM226 243V242H225ZM23 244V243H22ZM36 244V243H35ZM56 244V243H55ZM61 244V243H60ZM71 244V243H70ZM72 244H74L73 242H72ZM80 244V243H79ZM119 244V243H118ZM118 244H116L117 246H121V245H118ZM129 244V245H130ZM133 244V243H132ZM184 243H182V245H183ZM186 244V243H185ZM184 244V245H185ZM196 244V245H197ZM48 245V244H47ZM58 245V244H57ZM62 245V244H61ZM66 245V244H65ZM218 244H216L215 246H217ZM28 246H29V244H28ZM44 246H45V244H44ZM70 245H68V247H69ZM75 246H77V245H75ZM125 246V245H124ZM161 246V245H160ZM222 246H223V244H222ZM222 246H220V247H222ZM226 246V245H225ZM67 246H65V248H68ZM72 247H74V246H72ZM185 247H186V245H185ZM184 247V248H185ZM196 247V246H195ZM201 247V246H200ZM199 247V248H200ZM203 247V246H202ZM207 247V246H206ZM61 248V247H60ZM63 248V247H62ZM64 248V249H65ZM71 248V247H70ZM118 248V247H117ZM186 248H188V246L186 247ZM198 248V247H197ZM218 248V247H217ZM217 248H215V249H217ZM222 248H224V247H222ZM69 249V248H68ZM119 249V248H118ZM122 249V248H121ZM180 249H181V247L180 248H178V249H172V248H165V247H163V246H161V247H157V248H155V247H153V246H148L146 249H145V252H144V257L143 258H140V259H138V258H136L135 260H134V262L132 263V264H144L145 262V259H148V258H154V259H156V260H161V264H182V261H179L177 258H178V254L181 252L180 251ZM202 249V248H201ZM219 249V248H218ZM56 250V249H55ZM70 250V249H69ZM220 250H221V248H220ZM62 251H64V250H62ZM62 251H60V252H62ZM67 251V250H66ZM71 251H73V250H71ZM122 251H123V249H122ZM122 251H119L118 252V254L121 252L122 253ZM197 251V250H196ZM198 251H200V250H198ZM214 251V250H213ZM217 251V250H216ZM225 251V250H224ZM250 251V253H248ZM227 252H228V250H227ZM252 252V253H251ZM59 253V252H58ZM64 253V252H63ZM77 253V252H76ZM190 253V252H189ZM188 253V254H189ZM192 253V252H191ZM206 252H204V254H205ZM208 253V252H207ZM207 253L205 254L207 257H209L208 255H207ZM73 253H71V255H72ZM137 254H138V252H137ZM194 254V253H193ZM196 254V253H195ZM225 254V253H224ZM253 254H256V258H254L253 257ZM50 255V254H49ZM52 255V254H51ZM70 255V254H69ZM75 255H77V254H75ZM191 255V254H190ZM190 255H188V256H190ZM211 255H212V252H211ZM222 255H223V253H222ZM78 256V255H77ZM206 256H204V257H206ZM227 256H225V257H227ZM259 256V257H258ZM71 257V256H70ZM79 257V256H78ZM77 257V258H78ZM113 257V256H112ZM191 257V256H190ZM189 257V258H190ZM222 257V256H221ZM220 257V258H221ZM43 258V257H42ZM45 258V257H44ZM103 258V257H102ZM182 258V257H181ZM192 258V257H191ZM193 258H194V256H193ZM212 258V257H211ZM209 259V260H213V258L212 259ZM183 259V258H182ZM204 259L205 258H203V261H204ZM228 259V258H227ZM45 260H47V258H45ZM208 260V261H209ZM222 260H224V258H222ZM77 261V260H76ZM79 261H82V260H79ZM117 261H118V259H117ZM186 261H188V259H186ZM208 261H204V262H206V263H208V264H210ZM224 261H226V258H225V260ZM228 261V260H227ZM58 262V261H57ZM119 262V261H118ZM121 262V261H120ZM156 262V261H155ZM154 262V263H155ZM158 262V261H157ZM197 262V261H196ZM78 263H80V262H77V264ZM82 263H83V261H82ZM117 263V262H116ZM159 263V262H158ZM157 263V264H158ZM184 263V262H183ZM186 263H188V262H186ZM185 263V264H186ZM189 263H191V261L189 262ZM195 263V262H194ZM213 263V262H212ZM211 263V264H212ZM85 264V263H84ZM125 264V263H124ZM150 264H152V263H150ZM228 264V263H227Z\"/></svg>",
	"mask_w": 264,
	"mask_h": 264
}]
</instances>
